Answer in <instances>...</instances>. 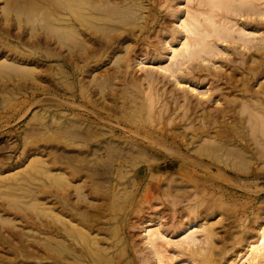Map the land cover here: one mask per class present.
I'll return each instance as SVG.
<instances>
[{"label":"rangeland","instance_id":"rangeland-1","mask_svg":"<svg viewBox=\"0 0 264 264\" xmlns=\"http://www.w3.org/2000/svg\"><path fill=\"white\" fill-rule=\"evenodd\" d=\"M24 1V2H23ZM41 1L42 0H0V55H6V58H8L9 59V61L10 60H12V61H16V62H18V61H22V64L23 65H27V66H25L26 67V69H25V67H23V68H20V69H22V70H14V69H12L11 67H9L8 65H6V64H0L1 65V67H0V264H38V257L36 256L37 255V245H38V238H39V232H38V229H37V227H38V224H39V220H38V218H39V210H40V204H39V202H40V200H39V198H38V196H39V192H38V190H39V186H38V184H39V177H38V173H36L37 171V165L39 164V163H36L37 161H39V160H37L38 159V157L40 158V156L41 157H45V158H50V156H51V158L53 157V158H55L56 157V159H58V160H60V158H62V159H65V157H67V155L66 154H68L69 156L68 157H73L74 158V163L75 164H78L81 168H83L84 170H83V174H88L89 173V178L90 179H88L87 178V182L85 183V185H84V188L83 189H85V191H87L88 193H89V197L90 198H88L87 200L89 201V200H91V201H89L90 202V204H89V208L88 207H84V206H81L80 208H79V212L81 211V212H85L86 211V213H89V214H98V209L100 210V211H103V210H105V211H103V212H105L108 216H111L112 214H114V211H115V213H117V215H118V219L120 220V222H119V235H118V237H120L119 238V241H120V239L121 238H123V240L121 239V242L120 243H122V245H125V246H127V248H128V251H129V257L131 258V260H133L132 261V263L133 264H144V260H147V261H145V264H157V256H155L156 254H155V252H154V250L147 244V246L145 245V243H146V241H145V237H144V235L142 234L143 233V222H142V220L143 219H149L150 220V222H151V226H153V227H155V226H157V225H160V227H161V229L162 230H164L165 228V230L164 231H166L170 236L172 235V233H174L175 234V236H174V234L171 236V239L174 241V239H176L177 238V235H176V233H178L179 232V229L181 228V226H189V221H190V219L191 220H193L194 218H196L195 220H198V225H197V229L199 230L198 232H197V234H198V236L197 237H199L198 239L199 240H201L200 242L198 241V242H196V244H195V246L194 245H191L192 246V250H193V252H191V253H193V254H190V250L189 249H183L181 246H176V245H174V244H176V243H172L171 242V244H169V246H168V244H165V243H163V242H160V245H162L163 246V248H165L166 249V251H168L169 252V254H168V256L170 257V261H173L174 263H176V264H193V262H194V264H195V262L197 261H202L203 259H204V257H205V255H206V257H208L210 254V256H212V257H210V259H211V262H209L208 264H226V261H227V259H231V258H233L234 257V255H235V253L237 252V250L239 249V248H242L243 246H245V244H246V242H247V240H248V238H250V237H252V236H256V233H257V229L259 228V224L263 221V219H264V162H262L261 163V161L260 160H257V161H255L254 159L255 158H253V156H258L257 154H258V149L259 148H257V147H260V145H256V142H253V141H255V140H253L252 139V137H251V135H249L250 133H248V129L249 128H247V127H249V125H247L248 124V122H247V124H246V126H245V123H246V119H245V117H247V114L245 113L244 115H243V113H239V116H241L242 118H244V120H243V124H239L238 126L237 125H234L235 126V128H237L236 129V131H237V134L239 133L240 134V137H241V140H240V137H238L237 139H235V146L233 145L232 146V148L234 149H238V151H242V150H239V147H240V145H237V143L238 144H243L244 145V147L247 149L248 147V152H247V150H243L241 153V156L242 157H238L237 156V154H235L234 155V158L232 159V160H235V161H233L234 163H238L237 165H239L240 163H241V165H239V167L241 168V170H237V169H233V168H228V166L226 167V165H224L223 163H219L220 165H222L221 167H220V169L223 171V172H221V170L220 169H218V168H216L215 166V168L213 169V174L215 175V176H209L208 174H206V169H207V167L211 164L210 162H211V160L210 159H198L199 157V154L198 153H200L201 152V150H200V152H199V150H196V149H200V146L201 145H203V143L204 144H209V145H204V146H202L201 147V149L202 148H207V147H209V148H215V146H218V144H216L217 142L221 145V142L220 141H217L216 143H215V141H214V143H213V145L214 144H216L215 146H212L211 147V144H210V142L212 143V141L210 140V139H213V137H211V136H213L212 134H214L215 135V133L214 132H216V130H215V128H213V129H211L210 127H208V128H210V129H208L209 131H207L208 133H209V137L208 138H206L207 136H204V137H202V140H196V141H194V142H197L195 145L194 144H191V143H189L190 141L189 140H191L190 139V136H193V133H196L195 131L193 132V131H191V129L193 130V128H195V127H198L201 123H202V120H201V117L199 116V118H197L198 116H196V114H195V112L198 110V113H200L201 115H202V113H209L210 112V110H211V112L214 110H216V109H218V108H220V107H227V104H228V107L229 106H235V108H236V110L238 109V105H239V103H240V101H238V97L239 96H237V95H235L234 96V94H231L230 95V93H228V94H226L227 93V89L226 88H229V82L228 81H234V85H236V86H238V87H240V86H242V84L243 83H247V84H251V87L253 88V89H256V90H259V88L261 89L262 87H260V86H263V84H264V58H262V57H264V50L262 49L263 47H264V16H261L260 18L262 19V21L260 22V18H259V14H252V12H249L248 14H249V17L248 16H246V15H248V14H244V15H241L244 11H242V10H240V13H239V9L237 10V14L236 13H231L230 11V13L229 14H227V15H230V17H232V20L233 21H236L237 22V24H240V25H242V24H244L245 25V27H246V29L247 30H250V31H253V32H256V36H255V33H254V36H255V38H253L252 39V41L250 42V43H252V44H247V45H243V44H241V42H239V41H237V40H229V39H227L226 41H224V43H223V41H220V42H218L217 44L219 45V47H220V49L222 50H220V51H218L215 55L216 56H212L211 58L209 57V59H207L208 60V63H207V60H203V59H201V58H196V59H198V60H195V59H193L192 61H190L189 62V64L191 65V67H190V65L187 63V64H184V65H182V66H180L181 67V70L182 69H184V71H180V67H179V70L177 71L176 70V72L178 73V74H172L173 76L174 75H177V78L175 77V79H174V77L172 76L171 77V72L169 73V71H164V73L163 72H160V71H157L159 68H160V66L158 65V64H160L161 66H163L164 64H166L167 62H170L166 57L168 56V54H169V52H166V49H167V51H169V48H167V47H170V45H174V46H176V47H178L179 46V42H180V40H182L183 38H184V34L183 33H181L182 31H181V27L179 26V24L178 23H180V20H179V17H184V15L186 14L185 12H186V7L187 6H191V8H193L195 5H196V7H197V0H195L191 5H189L190 3H186V0H150V2H149V0H142L141 2H140V0H138V1H136V0H128V1H130V2H128L129 3V6H130V8H131V10H133L134 11V9H135V11L137 12V13H135V15H133V14H131V16H130V18L129 17H126V19H124L125 21H126V23H125V21L123 20L122 21V24H120V23H118L117 25H115V28H116V31L113 29V28H110V29H108L109 31H111V32H107L106 30V32L103 34H99L100 35V38L103 40L104 39V37H105V41H107L108 39H111L110 38V36H115V35H118V34H122V35H124V39H122L121 41H120V45L118 46V47H120V48H116L115 49V51L114 52H110L109 50L108 51H106V52H104V54L103 55H101L100 56V59L102 60V58H103V62H104V66L103 67H101L100 66V62H101V60H100V62H96L98 65H96L95 67H93L94 68V70H93V68H91L90 70H88V72H89V74L86 72L85 74H84V77H83V80H82V88H83V90H85V92H84V94H86L85 96H84V94L82 95L81 93V95H82V97L81 98H79L78 97V99L76 100V101H74L72 98H68L69 96H67L66 94H68V92H69V94L70 93H72V91L68 88V86L67 85H69V82H71V79H69V80H67V79H65L64 77H62L61 76V74H60V68H57V67H61V62L60 61H54V60H51V59H47L46 61H44V60H42L40 57H41V55L43 54L42 52H40V49H41V47L44 45L42 42L43 41H45V39H44V37L42 36V22H40V20L41 19H39V21H37V17L39 16V18H41V15L39 14V9H37V8H39V4L41 3ZM134 1V2H133ZM135 1H136V3H135ZM153 1V2H152ZM164 1V4L163 3H161V2H163ZM254 1H256L255 2V4L257 5V6H264V0H262L263 1V5L261 4L260 5V3H259V1H258V3H257V0H254ZM261 1V2H262ZM144 3V5H143V3ZM147 4H146V3ZM157 2H158V4H159V6L161 7L162 6V8L160 9V7L158 6V4H157ZM170 2H172V3H170ZM183 2V3H182ZM23 3V4H22ZM39 3V4H38ZM131 3H133V4H131ZM134 3H135V6H134ZM154 3V4H153ZM170 3V4H169ZM138 4V5H137ZM140 4H142V5H140ZM149 4V5H148ZM163 4V5H162ZM178 4V5H177ZM186 6H185V5ZM259 4V5H258ZM152 5H154V6H152ZM139 6V7H138ZM140 6H141V8H140ZM143 6H146L147 7V9L148 10H146V8L145 7H143ZM149 6H151V7H149ZM178 6H180V7H178ZM33 7V9H37V10H33V9H31ZM170 7V8H169ZM183 7V8H182ZM185 7V8H184ZM196 7H194V8H196ZM30 8V9H29ZM169 10H168V9ZM182 8V9H181ZM263 9H264V7H262ZM26 9H29L30 11H28V10H26ZM147 11H145V10ZM153 9V10H152ZM157 9V10H156ZM164 9V10H163ZM171 9V10H170ZM28 11L27 13H26V11ZM31 10H33V11H31ZM142 10V11H141ZM159 10V11H158ZM163 10V11H162ZM36 11H38V16H37V12ZM134 11V12H135ZM145 11V12H144ZM164 11H165V13H164ZM34 14H33V13ZM219 12H223V11H219ZM31 13V14H30ZM36 13V14H35ZM143 13H145L144 15H143ZM164 13V14H163ZM167 13H169V15H167ZM225 13V12H224ZM245 13V12H244ZM32 14H33V16H32ZM137 14V15H136ZM140 14H142V15H140ZM152 14H154V18L152 17L153 15ZM157 14V15H156ZM172 16H171V15ZM231 14H233V15H231ZM28 15V16H27ZM31 15V16H30ZM35 15V16H34ZM150 15V16H149ZM181 15V16H180ZM236 15H238V16H236ZM240 15H241V18H240ZM30 16V17H29ZM37 16V17H36ZM140 16H142V17H140ZM144 16V17H143ZM146 16V17H145ZM149 16V17H148ZM160 16V17H159ZM174 16V17H173ZM243 16V17H242ZM252 16H254V19H253V17ZM28 17L29 18H31V19H28ZM33 17H34V19H35V17H36V19L34 20L33 19ZM131 17H134L133 19L131 18ZM152 17V18H151ZM159 17V18H158ZM164 17V18H163ZM234 17H236V18H234ZM245 17V18H244ZM247 17V18H246ZM251 17V18H250ZM255 17H256V20H255ZM129 18V19H128ZM136 18H139L138 19V21H137V19ZM144 18V19H143ZM156 18V19H155ZM248 18H250V19H252V20H250V19H248ZM257 18H259L258 20H257ZM128 19V20H127ZM131 19V20H130ZM142 19V20H141ZM145 19H147L148 21H146ZM150 19V20H149ZM235 19V20H234ZM241 19V20H240ZM243 19V20H242ZM245 19V20H244ZM130 20V21H129ZM152 20V21H151ZM169 20V21H168ZM248 20V21H247ZM250 20V21H249ZM34 23H33V22ZM37 21V22H36ZM128 21V22H127ZM132 21V22H131ZM134 21H136V23H138L139 25L141 24H144V22L146 23H149L148 24V27H147V29H143V30H141L140 29V27L139 26H137V28H136V30L134 31V33H128V29H131L132 27H134L133 26V24H134ZM142 21V22H141ZM154 21V22H153ZM241 21V22H240ZM258 21V22H257ZM120 22V21H119ZM123 22H124V24L126 25V27H125V25H123ZM164 22H166V23H164ZM42 23V24H41ZM132 23V24H131ZM161 23V24H160ZM176 23V24H175ZM40 24V25H39ZM128 24H131V25H128ZM160 24V25H159ZM170 26H169V25ZM158 25V26H157ZM164 25V26H163ZM122 26H123V28H122ZM177 26H178V29H177ZM261 26V27H260ZM155 27V28H154ZM158 27V28H157ZM161 27V28H160ZM168 29H167V28ZM169 27L171 28L170 30H169ZM41 28V29H40ZM118 28V29H117ZM153 28V29H152ZM157 28V29H156ZM40 29V30H39ZM123 29V30H122ZM151 29V30H150ZM156 29V30H155ZM163 29V30H162ZM169 30V31H166V30ZM175 29V30H174ZM179 29H180V31H179ZM256 29V30H255ZM124 30H126V31H124ZM157 30H158V33H156L157 32ZM160 30V31H159ZM174 31V33L173 32H171V31ZM179 32H178V31ZM259 30V31H258ZM261 30V31H260ZM138 31H140L139 33H138ZM150 31V32H149ZM41 32V33H40ZM104 32V31H103ZM116 32H118V34L116 33ZM137 32V33H136ZM143 32V33H142ZM177 32V33H176ZM107 33V35H105ZM110 35H109V34ZM124 33V34H123ZM136 33V34H135ZM147 33V34H146ZM150 35H149V34ZM155 33H156V35L157 36H155L156 37V39H154L153 40V38H155L154 37V35H155ZM180 33V34H179ZM128 34V35H127ZM137 34H139L138 36H137ZM142 34H144V35H142ZM167 34H169V36L167 35ZM171 34V35H170ZM134 35V36H133ZM147 35V36H146ZM183 35V36H182ZM258 35V36H257ZM41 36V37H40ZM106 36H108V37H106ZM145 36V37H144ZM130 37V38H129ZM132 37V38H131ZM138 37V38H137ZM151 37V38H150ZM179 37V38H178ZM262 37V38H261ZM106 38H108V39H106ZM136 39V40H135ZM160 39V40H159ZM180 39V40H179ZM256 39V40H255ZM135 40V41H134ZM153 40V41H152ZM159 40V41H158ZM167 40V42H164V41H166ZM168 40L171 42H168ZM172 40V41H171ZM179 40V41H178ZM255 40V41H254ZM138 41V42H137ZM146 41V42H145ZM149 41H150V43H149ZM152 41V42H151ZM158 41V42H157ZM235 41H237V43L239 44L238 46H237V43H235ZM254 41V42H253ZM157 42V43H156ZM173 42V43H172ZM177 42H178V44H177ZM225 42H227V43H225ZM260 42H262L261 44H260ZM131 43V44H130ZM134 43V44H133ZM146 43V44H145ZM154 43H156V44H154ZM234 43H235V45H234ZM255 43V44H254ZM42 44V46H40ZM132 44H133V46H132ZM144 44V45H143ZM232 44V45H231ZM254 44V45H253ZM263 44V45H262ZM45 45H47V44H45ZM55 44L54 43H50V44H48V46L50 47V48H56V46H54ZM77 45H78V43H77ZM124 45V46H123ZM126 45H128L127 47H129L130 48V50L127 48V50L125 49V47H126ZM150 45H151V47H150ZM164 45H166V48H165V46ZM253 45V46H252ZM258 47H257V46ZM261 45V46H260ZM145 46H146V48H145ZM155 46V47H154ZM164 46V47H163ZM232 46H234L233 48H232ZM247 46H249V48H245V47H247ZM250 46H252L253 48L251 49L250 48ZM97 47V49H96V51H99V47L98 46H95V48ZM136 47H137V49H136ZM143 47V48H142ZM237 47V48H236ZM242 49L243 48V50H241L240 48ZM254 47H257L256 49H258V48H260V50L258 49V50H254ZM78 48V47H77ZM77 48H76V50H77ZM134 48V49H133ZM229 50H228V49ZM57 49H59L58 47H57ZM125 49V50H124ZM149 49H151V50H149ZM165 51H164V50ZM226 49V50H225ZM238 49V50H237ZM246 49H247V51H246ZM133 50V51H132ZM161 50V51H160ZM237 52H235V51ZM252 50V51H251ZM65 51V49L63 50V52ZM121 51H122V53H121ZM127 53H126V52ZM225 51V52H224ZM242 51H243V53H242ZM255 51V52H254ZM259 51V52H258ZM263 51V52H262ZM126 54H125V53ZM131 52V53H130ZM133 52V53H132ZM152 52V53H151ZM153 52H155V53H153ZM157 52H160V54L159 53H157ZM227 52V54H225ZM244 52H246L245 54H244ZM120 53L122 54V56H120L119 57V55H120ZM143 53V54H142ZM220 53V54H219ZM228 53H229V55H228ZM242 55H241V54ZM261 53H263V54H261ZM99 54H100V52H99ZM107 54V55H106ZM117 54V55H116ZM119 54V55H118ZM125 54V55H124ZM131 54V55H130ZM165 54V55H164ZM222 54H223V56H222ZM231 54V55H230ZM260 54V55H259ZM111 55H113V57L111 56ZM218 55H220V57H223V58H225V59H223V58H219L218 57ZM246 57H245V56ZM107 56H108V58H107ZM138 56H140V57H138ZM161 56V57H160ZM228 56H229V58H228ZM251 56H253V57H251ZM260 56H262V57H260ZM102 57V58H101ZM104 57H106V59H107V61L105 60V58ZM128 57V58H127ZM217 57V58H216ZM227 57V58H226ZM18 58V59H17ZM20 58V59H19ZM113 58V59H112ZM115 58V59H114ZM119 58H122L121 60H122V62H120L118 59ZM130 58V59H129ZM140 58V59H139ZM161 58V59H160ZM164 58V59H163ZM219 58V59H218ZM245 58H247V59H245ZM253 58H255V59H253ZM24 61H23V60ZM117 59V60H116ZM124 59V60H123ZM215 59H217V60H215ZM223 59V60H222ZM253 59V61H252V63H249V62H251V60ZM39 60V61H38ZM41 60V61H40ZM108 60H111V61H108ZM137 60V61H136ZM138 60H140V62L138 61ZM160 60H162L161 62H160ZM200 60H203V61H206V62H204L206 65V67L205 68H203V65H204V63L203 62H199ZM214 60V61H213ZM219 60V61H218ZM231 60H232V62H231ZM246 60V61H245ZM259 62H261V63H259ZM263 60V61H262ZM29 61V62H28ZM112 61H113V63L114 62H116L117 61V64L116 65H113V64H111L112 63ZM119 61V62H118ZM198 61V62H197ZM213 62L212 64L215 66V63L216 64H218V65H216L215 67L212 65V64H210L209 65V62ZM106 62V63H105ZM201 63L202 65H201V68H200V64H197L196 65V63ZM228 62H231V63H228ZM237 64H236V63ZM18 63H21V62H18ZM46 63V64H45ZM94 61H93V65H95L96 64ZM122 63V64H121ZM126 63V64H125ZM139 63V64H138ZM163 63V64H162ZM235 63V64H234ZM263 63V64H262ZM103 64V63H102ZM108 64V65H107ZM109 64H111L112 66H115V67H113L112 68V66L110 65L109 66ZM169 63H167L166 65H168ZM226 64H227V66H226ZM229 64V65H228ZM246 64H248V65H246ZM259 66H258V65ZM3 65H5V66H7V67H4ZM185 65H189V67L187 66H185ZM195 65V66H194ZM220 65V66H219ZM230 65H231V67H230ZM232 65H233V67H236V69L234 68H232ZM246 65V66H245ZM100 66V67H99ZM105 66H107L106 67V69L108 68L109 70H108V72L107 73H109V74H111L112 76L114 75V78L111 76V85L113 86V84H114V86L112 87L110 84L109 85H107V86H104V88H102V87H100V88H98V86L95 84V82L92 80V78H93V76H94V74H95V76H94V78L95 77H99V75L97 74V73H99L100 75H101V73L102 74H104V67ZM158 66H159V68H158ZM171 66H175L174 64H171ZM194 66V67H193ZM197 66H199V67H197ZM210 66V67H209ZM218 66V67H217ZM245 66V67H244ZM250 66V67H249ZM3 67V68H2ZM8 67L11 69V70H9L8 69ZM29 67H30V69H29ZM53 67L54 68H56V70H57V72H59V74H57V78L59 79L55 84H56V87H54V86H52V85H50L51 84V82L49 81V79L51 78L50 77V75L54 72V69H53ZM117 67H118V69H117ZM184 67H186V68H184ZM207 67H209V68H207ZM219 67H221V68H219ZM223 67H224V69H223ZM247 67V68H246ZM260 68V70L262 71H260L259 70V68ZM95 68H97V69H95ZM111 68V69H110ZM120 68V69H119ZM128 70H127V69ZM154 68V71L153 72H157V73H152V72H150V70L152 71V69ZM158 68V69H157ZM177 69V65L173 68V69ZM191 68H193V69H191ZM195 68H199L198 70H196ZM206 68H207V70H206ZM212 68H214V69H212ZM217 68H219V70L217 69ZM237 68H238V70H237ZM248 68H249V71H248ZM254 68V69H253ZM257 68V69H256ZM43 69H44V71H43ZM47 69V70H46ZM60 69V70H59ZM114 71H113V70ZM124 69V70H123ZM185 69L186 70H188L187 72L185 71ZM201 69H202V71H201ZM209 69H211L210 71H209ZM231 69V70H230ZM250 69H251V71H253V75H252V73L250 72ZM55 70V71H56ZM118 70V71H117ZM121 70V71H120ZM127 70V71H126ZM146 70H147V72H146ZM160 70H162V69H160ZM191 70V71H190ZM192 70L194 71L193 72V74H191L192 73ZM222 70L224 71V72H222ZM225 70H226V72H225ZM240 70H242V72L240 71ZM258 70L262 73H260V72H258ZM115 71H117V73L115 72ZM218 71H220V73L222 74V75H220V73L218 72ZM231 71V72H230ZM233 71L235 72V74L233 73ZM246 71H248V72H246ZM257 71V72H256ZM25 72V73H24ZM48 72V73H47ZM96 72V73H95ZM111 72V73H110ZM119 72V73H118ZM124 72V73H123ZM125 72H126V74H125ZM148 72H150V73H148ZM159 72L161 73V74H159ZM166 72H168L169 74H170V78H169V75L167 76V78H169V80L165 77L166 76ZM176 72H174V73H176ZM205 74H204V73ZM210 72L212 73L211 75H210ZM239 72V73H238ZM43 73L44 74H46L47 73V75H49V76H47L48 78H47V80H45V81H42V79H41V74L43 75ZM55 73V72H54ZM106 73V74H107ZM117 75H116V74ZM123 73V74H122ZM130 73H131V76H130ZM146 73L148 74V75H146ZM180 73L182 74V73H184L183 75H180ZM202 73V74H201ZM209 73V74H208ZM214 73H216L217 75H215ZM225 75H224V74ZM233 73V74H232ZM240 73H242V74H240ZM251 73V74H250ZM255 73V74H254ZM96 74H97V76H96ZM119 74V75H118ZM120 74H122L121 76H120ZM125 74V75H124ZM128 74H129V76H128ZM150 74H151V76H150ZM152 74H153V76H152ZM158 74V75H157ZM188 74V75H187ZM229 74H232L233 75V77L231 76V75H229ZM250 74V76L248 77V75ZM88 75H90V76H88ZM93 75V76H92ZM115 75H116V77H115ZM135 75V76H134ZM155 75V76H154ZM159 75H160V77H159ZM185 75H186V77L187 78H184L185 77ZM215 75V76H214ZM226 75H227V77H226ZM252 75V76H251ZM260 75V76H259ZM118 76V77H117ZM120 76V77H119ZM127 77V78H125V77ZM148 77V78H146V77ZM163 76V78H161ZM182 76H184V77H182ZM205 76H206V80H205ZM213 76H214V78H213ZM222 76V77H221ZM225 76V77H224ZM232 78H231V77ZM242 76V77H241ZM256 76V77H255ZM259 76V77H258ZM262 76V77H261ZM138 77V78H137ZM145 77V78H144ZM151 77V78H150ZM154 77V78H153ZM156 77V78H155ZM157 77H158V79H157ZM194 77H195V79H194ZM212 77V78H211ZM218 77V78H217ZM228 77L230 78L229 80H228ZM258 77V78H257ZM62 78V79H61ZM89 78H91V79H89ZM117 78V79H116ZM118 78H120V79H118ZM126 79V81H125V79ZM136 78L139 80V81H137L136 80ZM153 78V80H151ZM173 78V79H172ZM181 78H183V79H181ZM189 78V79H188ZM193 78V79H192ZM199 78L202 80H199ZM202 78H204V79H202ZM218 79V82H217V79ZM225 78H226V80H225ZM236 78H237V80H236ZM252 80H251V79ZM256 78V79H255ZM89 81H88V80ZM115 79V80H114ZM141 79V80H140ZM148 79V80H147ZM177 79V80H176ZM214 79V80H213ZM223 79V81H221ZM232 79V80H231ZM235 79V80H234ZM242 79V80H241ZM248 79V80H247ZM253 79H255V80H253ZM61 80V81H60ZM63 80V81H62ZM67 80V81H66ZM84 80H86V81H84ZM119 80V81H118ZM123 80V81H122ZM130 80H132L131 81V85H129V82H130ZM134 80V81H133ZM142 80H144V81H142ZM161 80H163V81H161ZM172 80H174V82L172 81ZM181 81V86L180 85H178L177 83H175V81ZM184 80V81H183ZM187 80V81H186ZM191 80V81H190ZM193 80V81H192ZM196 80H198V82L196 81ZM220 80V81H219ZM259 80H260V83H262V85H260L259 84ZM69 81V82H68ZM84 81V82H83ZM112 81H114V82H112ZM118 81V82H117ZM142 81V82H141ZM146 81V82H145ZM149 81V82H148ZM152 83H151V82ZM154 81V82H153ZM210 81V82H209ZM216 81V82H215ZM226 81V82H225ZM237 81H239L238 83H237ZM262 81V82H261ZM62 82L64 83V84H62ZM89 83V82H91V83H89V84H84V83ZM121 82V83H120ZM123 82H124V84H123ZM125 82L127 83V84H125ZM140 82V83H139ZM185 82V83H184ZM193 84H192V83ZM243 82V83H242ZM250 82H253V83H250ZM78 83V82H77ZM76 83V84H77ZM117 83V84H116ZM135 83V84H134ZM136 83L137 84H139L140 86H139V89L137 88L138 87V85H136ZM148 83V84H147ZM152 85H151V84ZM159 83V84H158ZM163 83V84H162ZM183 83H184V85H186L187 87H188V90H187V88H186V86H184L183 85ZM197 83H198V85H197ZM204 83V84H203ZM209 83V84H208ZM211 83H213V84H211ZM219 83V84H218ZM228 83V84H227ZM237 83V84H236ZM256 83V84H255ZM93 84V85H92ZM120 84H121V86H120ZM133 84V85H132ZM154 84V85H153ZM158 84V86H156ZM175 84V85H174ZM177 84V85H176ZM206 84V85H205ZM254 84V85H253ZM258 84H259V87H256V86H258ZM42 85H46V93H42L43 92V86ZM60 85V86H59ZM63 85V86H62ZM91 85V86H90ZM95 85V86H94ZM126 87V88H124V86ZM129 85V86H128ZM147 85V86H146ZM148 85H151L150 87L148 86ZM184 87H183V86ZM194 85V86H193ZM223 85V86H222ZM229 85V86H228ZM58 86V87H57ZM109 86H111L112 87V89L109 87ZM144 86V88H142ZM155 86H156V89L157 90H155ZM163 86H165V87H163ZM175 86V87H174ZM178 86H179V89H178ZM189 86L192 88H189ZM210 88H209V87ZM211 86L213 87V88H211ZM216 86V87H215ZM65 87V88H64ZM78 87H80V86H78ZM77 87V93H79V90L78 89H80V88H78ZM87 87H89V88H87ZM91 87V88H90ZM107 87H108V89H107ZM114 87H117V88H114ZM122 87V88H121ZM132 87V88H131ZM148 87H149V90H150V92L152 93V94H150V92H149V90H148ZM154 87V88H153ZM163 87V89H161ZM193 87H196V89L194 88V90H193ZM197 87H199V88H197ZM206 87H208V89L206 88ZM219 87H220V89H221V92H219ZM225 87V88H224ZM95 88V89H94ZM101 88H102V90H103V92L102 91H100L101 90ZM106 88V89H105ZM110 88V89H109ZM153 88V89H152ZM186 90H184V89ZM70 91H69V90ZM87 89V90H86ZM124 89L125 90H127L128 91V94H130L132 91H136V92H138L141 96H143V98H144V96H147V95H153V98H154V100H156V98L158 99V100H160V101H154V103L155 102H159V104H162V102L164 101V100H166V99H168L169 101H165V103H168V107L170 106L171 107V105H172V107H171V112H170V116L169 117H171L172 118V121L170 120V124H169V121L167 120L165 123L168 125V126H171V127H173L174 128V126H175V129H174V137H171L169 140L168 139H163V138H161L160 139V137L159 136H152V134H150V135H145L147 132V130L148 131H152V130H154L155 129V127L157 126H159V124L157 125V123H153V122H151V124H150V120L149 121H146V123H145V125L143 124L144 122L143 121H145V120H148V118L145 116V115H143V117H142V121H139L137 124H133V122H131L132 121V119H130L129 118V116H128V114H126V112L125 111H128V110H124V108L125 109H127V108H129L130 106V108H134V106L136 105V103L134 104V101L132 102V100H130L129 98L128 99H126V100H124L125 99V97L123 96V95H120L119 96V94L121 93L122 94V92L121 91H124ZM129 89V90H128ZM132 89V90H131ZM138 89V90H137ZM142 89V90H141ZM168 89H170V90H172V92L170 91L169 92V90ZM208 91H207V90ZM219 89V90H218ZM55 90V91H54ZM68 90V91H67ZM89 90H90V92H89ZM105 90V91H104ZM146 90H148L147 91V93H146V95L144 94L145 92H146ZM153 90V91H152ZM159 90V91H158ZM175 90H179V91H175ZM184 90V91H183ZM191 90V91H190ZM197 92H196V91ZM202 90V91H201ZM203 90L204 91H206L205 92V94H204V92H203ZM58 91V92H57ZM62 93H61V92ZM87 91H88V93H87ZM97 91H100V92H97ZM113 91V92H112ZM155 91H156V93H155ZM158 91V92H157ZM162 91V92H161ZM163 91L165 92V93H163ZM174 91V92H173ZM201 91V92H200ZM224 91V92H223ZM141 92V93H140ZM142 92H144V93H142ZM149 92V93H148ZM162 93L161 95H160V93ZM183 92H188L187 94L186 93H184L183 94ZM191 92H193V93H195V95L194 94H192ZM223 92V93H222ZM102 93V94H101ZM107 93V94H106ZM111 93V94H110ZM168 93V94H167ZM169 93H171V95L169 94ZM177 93H179V94H177ZM198 93V94H197ZM90 94H91V97H89L90 96ZM105 94V95H104ZM109 94V95H108ZM112 94H115V95H112ZM163 94H165L164 96H162ZM178 96H176V95ZM183 95V98H182V95ZM185 94L186 95H188L187 97L185 96ZM202 94V95H201ZM216 94V95H215ZM225 94V95H224ZM45 95V96H44ZM99 95V96H98ZM102 95V96H101ZM174 95V96H173ZM190 95V96H189ZM198 95H200V97L198 96ZM203 95H205L204 97H203ZM222 95V96H221ZM94 96V97H93ZM106 96H108V98L106 97ZM110 96V97H109ZM169 96V97H168ZM176 96V97H175ZM192 96V97H191ZM208 96V97H207ZM210 96H212V97H210ZM227 96L230 98V102H229V99L227 98ZM231 96H232V98L233 97H235V101L236 102H234V101H232V98H231ZM55 97H56V100H55ZM86 97V98H85ZM105 97V98H104ZM115 97V98H114ZM120 97H121V99H120ZM122 97H124V99L122 98ZM161 97V98H160ZM167 97V98H166ZM184 97H185V99H184ZM192 98V100H191V98ZM203 97V98H202ZM223 97H224V99H223ZM83 98H85V99H83ZM111 98V99H110ZM164 98V99H163ZM166 98V99H165ZM169 98H171V99H169ZM190 98V99H189ZM209 98V99H208ZM215 98V99H214ZM219 98H220V100H219ZM225 98H226V100H225ZM237 98V99H236ZM45 99V100H44ZM49 99V100H48ZM57 99H59V101H61V100H63V101H68V103H69V105H68V103H64L63 101H61V102H58L57 101ZM82 99V100H81ZM89 99V100H88ZM95 99V100H94ZM107 99V100H106ZM180 99V100H179ZM184 99V100H183ZM189 99V100H188ZM195 99V100H194ZM207 99V100H206ZM92 100V101H91ZM111 100V101H110ZM119 100V101H118ZM121 100V101H120ZM126 102H124V101ZM175 100V101H174ZM179 100V101H178ZM197 100H199L198 102H197ZM202 100H203V102H202ZM239 100H241V99H239ZM66 101V102H67ZM94 101V102H93ZM110 101V102H109ZM114 101H115V103H114ZM174 101V102H173ZM185 101H186V103H185ZM188 101V102H187ZM194 101H196V102H194ZM205 101H207V102H205ZM210 101V102H209ZM75 103V104H73V106L71 105L70 106V104H72V103ZM90 102V103H89ZM123 103L124 102V105L123 106H121L122 104L121 103ZM128 102V103H127ZM175 102H177V103H175ZM178 102H180V103H182V102H184L183 104L185 105H183V106H180V107H178V105L180 104V103H178ZM232 102V103H231ZM234 102V103H233ZM237 102H238V104H237ZM95 103V105H92V104H94ZM113 103V104H112ZM155 104V110H156V113H157V108L158 107H160L159 106V104ZM189 103V104H188ZM196 103H198V104H196ZM200 103H202V107L201 106H199L200 105ZM215 103H217V105L215 104ZM231 103V104H230ZM63 104V105H62ZM78 104H80V106L78 105ZM86 104V105H85ZM163 104H164V102H163ZM187 104L189 105V109L190 110H188L187 109ZM196 104V105H195ZM207 104V105H206ZM209 104V105H208ZM222 104V105H221ZM230 104V105H229ZM74 105H76V107H74ZM78 105V106H77ZM114 105H116V106H114ZM157 105V106H156ZM197 105H198V107H197ZM215 105V106H214ZM63 106V107H62ZM65 106V107H64ZM88 106V107H87ZM91 106V107H90ZM95 106V107H94ZM97 106H99V107H97ZM124 106H126V107H124ZM129 106V107H128ZM195 106V107H194ZM207 106V107H206ZM72 107H73V109H72ZM102 107H105V109L104 108H102ZM119 107V108H118ZM123 107V108H122ZM136 107V106H135ZM169 107V108H170ZM205 107H206V112H202V111H204L205 110ZM215 109H214V108ZM57 110H56V109ZM85 108V109H84ZM179 108V109H178ZM181 108V109H180ZM183 108H186L187 110H185L184 112H183ZM194 108V109H193ZM203 108V109H202ZM207 108H208V110H207ZM76 109V110H75ZM121 109H123V111L121 110ZM135 109V108H134ZM196 109V110H195ZM200 109V110H199ZM92 110H93V112H92ZM174 110V111H173ZM176 110H178L179 112H177ZM195 112H194V111ZM59 111V112H58ZM101 111H102V114L104 115H102L101 114ZM176 111V112H175ZM213 111V112H214ZM54 112L57 114V116L56 115H54ZM69 112V113H68ZM119 112H120V114H119ZM125 114H124V113ZM185 112H186V114H188L189 116H192L194 119H195V121H194V119H193V123L195 124V126H191L192 128H190L189 126H188V124H187V122H186V116H184L183 115V113L185 114ZM62 115H60V114ZM65 113V114H64ZM88 113V114H87ZM92 113V114H91ZM94 113V114H93ZM96 113V114H95ZM110 115V116H108V114ZM175 113V114H174ZM47 115V123L43 126V125H41V116L42 115ZM76 114H78V115H81V114H83V115H81V116H86L87 117V115L90 117V120H94V119H100V118H102V119H100V121L103 123H101L100 125L99 124H92L93 125V130H95V128H96V130H101V131H108V132H111L112 130H115V138H117L118 137V139L120 138V140H118V141H115V143L114 142H112V144H114V146H119V148H122V146H123V148L125 149L124 151H123V153L126 155L127 154V150H128V147H129V149H130V146H131V143L130 142H127L128 140L129 141H131V140H134L133 142H135V143H137V144H139L140 146H142L141 147V149H142V151H145V152H142L141 151V149H137V148H135L138 152H140V156H143V158L145 157V156H147V157H145L146 159H149V162L148 163H146V164H150L151 165V163H152V165L154 166V168H153V173L155 172V174H152L153 176V179L152 178H150V174H148V177L149 178H147L148 180H144V181H141L140 182V184H139V187L135 190L134 189V191L135 192H133V191H131V193L129 194V196H128V198H126V199H117L116 198V196H112V195H114V194H116V195H118V193H116V186H115V183L116 182H118V181H116V180H118L116 177V166L115 165H117V162H115L114 161V159H112L110 156L108 157V152H109V150H104L103 149V147L101 148V149H103V151H99L98 152V156L96 157V158H92L91 156H92V152H94V150L97 148V146L95 145H92L91 147H90V149L88 148V147H86V146H84L83 144H81V143H79V142H74L73 144H71V146H69V142H67L68 140L65 138V137H63L62 138V136L61 135H59V133L57 132V131H55V129L53 128V127H55V126H53L54 124H53V122H52V120H56L57 118H60V117H62V119L60 118V121L61 122H65V119L64 118H68V116L70 117V116H72V115H76ZM177 115H181V116H177ZM182 115H183V117H182ZM187 115V116H188ZM113 116V117H112ZM124 116H127V117H124ZM156 117H158V115H155ZM188 116V117H189ZM54 117V118H53ZM116 117H117V119H116ZM184 118V119H182V118ZM110 118V119H109ZM126 118V119H125ZM144 118H145V120H144ZM170 118V119H171ZM118 119H119V121H118ZM175 119H177V120H175ZM104 120H106V122L104 121ZM127 120V121H126ZM182 120V121H181ZM185 120V121H184ZM198 120V121H197ZM201 120V121H200ZM57 122H59L58 121V119L56 120ZM108 121V122H107ZM110 121V122H109ZM131 123H130V122ZM200 121V122H199ZM141 122H142V124H141ZM168 122V123H167ZM180 122V123H179ZM199 122V123H198ZM121 123V124H120ZM152 123H153V126H152ZM198 123V124H197ZM83 124V123H82ZM81 124V125H82ZM124 124V125H123ZM133 124V125H132ZM183 124V125H182ZM106 125V126H105ZM108 125V126H107ZM118 125V126H117ZM188 127H186V126ZM190 125V124H189ZM87 125L84 123V125H82V128H85ZM111 128H110V127ZM117 126V127H116ZM132 128H131V127ZM134 126H137V127H134ZM140 126V127H139ZM179 126V127H178ZM182 126H183V128H182ZM201 126H203V125H201ZM242 126V127H241ZM97 127H99V128H97ZM101 127V128H100ZM103 127V128H102ZM107 129H106V128ZM116 127V128H115ZM124 127V128H123ZM142 127H143V129H142ZM149 127V128H148ZM153 127V128H152ZM140 128V129H139ZM177 128H178V131H177ZM187 128V129H186ZM204 129H205V127H203ZM243 128V129H242ZM110 129H111V131H110ZM132 130V131H130V130ZM181 129V131H179ZM129 130V131H128ZM141 131L140 132V135H139V133H138V135H137V133L135 132V131ZM144 130H146V131H144ZM183 130V131H182ZM186 130V132H184ZM246 130H248V131H246ZM190 131V132H189ZM246 131V132H245ZM125 132V133H124ZM136 133V134H134V133ZM181 132H183V133H181ZM213 132V133H212ZM245 132V133H244ZM54 133V134H53ZM57 134V136H56V134ZM124 133V134H123ZM188 133H189V135H188ZM241 133H243V134H241ZM122 134H123V136H122ZM127 134V135H126ZM176 134H178L179 136L180 135H182V136H184V137H180L179 138V136L177 135L176 136ZM185 134H187V138H185ZM245 137H244V136ZM250 136V138H251V140H253V141H251L250 140V138H249V136ZM47 136V137H46ZM60 136V138H58ZM132 136V137H131ZM135 136V137H134ZM237 136H239V135H237ZM248 136V137H247ZM125 137V138H124ZM130 137H131V139H130ZM134 137V138H133ZM145 137H147L148 138V140H147V138L145 139ZM158 137V138H157ZM123 138V139H122ZM128 140H127V139ZM136 138V139H135ZM175 138H177V139H175ZM184 138V139H183ZM47 139H49V140H47ZM57 139V140H56ZM64 139H66V141H63ZM154 140V141H150V140ZM185 139L187 140V141H185ZM203 139H208V140H210V141H206L205 140V142H204V140ZM244 139V140H243ZM60 140V141H59ZM61 140H62V142H61ZM124 140V141H123ZM158 141V143L160 142V144H157L156 142ZM171 141V142H170ZM182 141H184L183 143H182ZM199 141V142H198ZM56 142V143H55ZM60 142V143H59ZM65 142H67L66 144H67V146L64 144V145H62L63 143H65ZM118 142V143H117ZM121 142H123V143H121ZM153 142H155V143H153ZM167 142V143H166ZM201 142V143H200ZM209 142V143H208ZM237 142V143H236ZM249 142V143H248ZM253 142V143H252ZM76 143H77V145H78V147H76L77 145H76ZM106 143H107V141H105V145H106ZM199 143V144H198ZM79 144H80V146H79ZM167 144V145H166ZM170 144V145H169ZM186 144V145H185ZM191 144V145H190ZM201 144V145H200ZM250 144H252V145H250ZM76 145V146H75ZM158 145V146H157ZM160 145H164L163 147L165 148H168L169 147V149H170V151L172 150L173 151V149L174 150H176L177 152H178V154H177V152H172L171 151V153H172V155H171V153L165 148H163L162 146H160ZM194 145V146H193ZM219 145V146H220ZM250 145V146H249ZM68 146H69V148H68ZM73 146H75V148L73 147ZM113 146V145H112ZM179 147V149H178V147ZM196 146V147H195ZM198 146V147H197ZM253 146V147H252ZM257 146V147H256ZM61 149H60V148ZM64 147V148H63ZM68 149H67V148ZM81 147V148H80ZM83 147V148H82ZM85 147V148H84ZM125 147H127V148H125ZM170 147H172V149L170 148ZM180 147H182V150H183V153H181L182 151H181V149H180ZM187 147H188V149H187ZM189 147H191V148H189ZM238 147V148H237ZM251 147H252V149H251ZM56 148V149H55ZM57 148H59V149H57ZM75 149V151H74V149ZM93 148V149H92ZM95 148V149H94ZM131 148H132V146H131ZM146 149V150H144V149ZM187 150H186V149ZM44 149V150H43ZM63 149H67V150H63ZM82 149H84L85 150V153H84V150H82ZM193 149H195V151H197V153L195 152V151H192ZM251 150V152H250V150ZM56 150V151H55ZM62 152H61V151ZM70 150V151H69ZM72 150V151H71ZM78 150V151H77ZM87 150H89V151H87ZM92 150V151H91ZM191 150V151H190ZM82 151V152H81ZM106 151H107V153H106ZM136 151V152H137ZM57 152H59V154L57 153ZM61 152V153H60ZM79 152V153H78ZM91 152V153H90ZM148 152H150L149 153V155L147 154ZM168 152V153H167ZM252 152H254V153H252ZM255 152H257V153H255ZM55 153V154H54ZM81 153V154H80ZM143 155H142V154ZM153 155H152V154ZM179 153H181V154H183V155H181V154H179ZM191 153V154H190ZM247 153V154H246ZM252 154V156L250 155V154ZM50 154H52V155H50ZM77 154H78V157H76L77 156ZM144 154H145V156H144ZM168 154V155H167ZM185 154V155H184ZM187 154H189V158H190V156L192 157H194V159L193 158H188V159H184V157H187L188 155ZM194 154V155H193ZM245 154V155H244ZM256 154V155H255ZM50 155V156H49ZM66 155V156H65ZM88 155V156H87ZM174 155V156H173ZM197 155V156H196ZM238 155H240V154H238ZM250 155V157H248ZM35 156H36V162H35V160H34V158H35ZM153 156H155L156 157V161L154 160L155 159V157H153ZM178 156H179V158H178ZM182 156H184L183 157V161L186 163L185 164V167L186 168H184L183 169V171L181 170V169H179V168H181V166H180V158L182 157ZM31 157H33V159L31 158ZM58 157V158H57ZM80 157V158H79ZM101 157V158H100ZM107 159H106V158ZM168 157V158H167ZM197 157V158H196ZM247 158V161H246V159L245 158ZM78 158V159H77ZM92 158V160H91V162H89V159H91ZM111 158V159H110ZM144 158V159H145ZM154 158V159H153ZM196 158V159H195ZM237 158H239V159H237ZM241 158V159H240ZM243 158H244V161H245V163H246V165L247 166H245L244 164L245 163H243V162H241V161H243ZM250 158V159H249ZM253 158V159H252ZM30 159H31V161L32 160H34V162L36 163L35 164V173L33 172V170H30L32 167H31V164L33 165V161H32V163H31V161H30ZM81 160V162H79L80 160ZM95 159V160H94ZM99 159V160H98ZM104 159V160H103ZM150 159H153V160H150ZM169 159V160H168ZM191 159H193L194 161H200L201 163L203 162L204 164H202V165H204V166H202V165H200L199 167H201V168H199L197 165H198V163H196V165H195V162H191V161H193V160H191ZM249 159V160H248ZM77 160H79V161H77ZM102 160V161H101ZM106 160V161H105ZM107 160L109 161L108 163H106L107 162ZM161 160V161H160ZM174 160V161H173ZM186 160V161H185ZM189 160H191V161H189ZM251 160H252V163H250L251 162ZM254 160V161H253ZM78 163H77V162ZM92 161H93V163H95L96 161L99 163H95L94 165H93V163H92ZM112 161H114V162H112ZM182 161V162H183ZM188 161V162H187ZM196 161V162H197ZM29 162V163H28ZM88 162H89V164H88ZM112 162V164L114 163V165H112V164H110ZM165 162V163H164ZM181 162V163H182ZM207 162V163H206ZM248 162V163H247ZM254 162H256V163H254ZM87 163V164H86ZM92 163V164H91ZM101 163V164H100ZM189 163V164H188ZM210 163V164H209ZM254 163V164H253ZM83 164V165H82ZM107 164V165H106ZM209 164V165H208ZM242 164L244 165V166H242ZM248 164H249V166H248ZM28 165V166H27ZM30 165V166H29ZM88 165V166H87ZM93 165V166H92ZM109 165V166H108ZM112 165V166H111ZM212 165V164H211ZM107 166L109 167V168H107ZM195 166V167H194ZM112 167V168H111ZM114 167V168H113ZM190 167V168H189ZM191 167H193V168H191ZM226 167V168H225ZM246 169H245V168ZM22 169V171L21 170H19V169ZM26 168V169H25ZM89 168V169H88ZM202 168H204V169H202ZM247 168H249V169H247ZM16 169H18L17 170V177H16ZM23 169H25V170H23ZM33 169V168H32ZM112 169V170H111ZM138 169H139V166H137V165H135V167H134V171H138ZM177 169H178V171H177ZM193 169V170H192ZM224 169H228L229 171H231V172H229V173H227ZM232 169H233V171H232ZM15 170V171H14ZM90 171V172H87V171ZM163 170V171H162ZM165 170V171H164ZM175 170V171H174ZM194 170H196V171H194ZM203 170V171H202ZM243 170V171H242ZM14 171V172H13ZM19 171H21V172H19ZM108 171V172H107ZM193 171V172H192ZM246 171V172H245ZM9 172H13L15 175H13V176H15V177H12V174L13 173H11V176H10V178H9V175H10V173ZM26 172V173H25ZM106 172L108 173V175L106 174ZM169 172V173H168ZM175 172H179V175L178 174H176L175 175ZM180 172H181V175H180ZM199 172V173H198ZM221 172V173H220ZM241 172H242V174H241ZM7 173L9 174L8 175V177L7 178H3L2 179V177H1V175H7ZM31 174V175H29V174ZM112 173V174H111ZM163 173V174H162ZM168 173V174H167ZM190 173V174H189ZM194 173V174H193ZM196 173V174H195ZM198 173V174H197ZM202 173V174H201ZM216 173V174H215ZM22 174V175H21ZM28 176H27V175ZM34 174V175H33ZM91 174V175H90ZM164 174L166 175V176H164ZM183 174H185V176H187V177H183L184 175ZM201 174V175H200ZM204 174V175H203ZM212 174V175H213ZM236 174H237V176H236ZM25 175V176H24ZM37 175V176H36ZM93 175V176H92ZM115 175V176H114ZM158 175H159V177H158ZM171 175V176H170ZM173 175V176H172ZM175 175V176H174ZM190 175H196L197 177V179H199L200 180V178H201V180L199 181V182H196V181H194L193 179L191 180V182L189 181L190 179L188 178V177H191ZM208 175V176H207ZM218 175H219V177H218ZM222 175V176H221ZM23 176V177H22ZM29 176H33L32 178H30ZM102 176V177H101ZM112 176V177H111ZM182 176V177H181ZM208 178V179H210V180H206L205 182L204 181H202V179H204V178H206V177ZM217 176V177H216ZM221 176V177H220ZM241 176V177H240ZM5 177V176H4ZM22 177V178H21ZM26 177H28V178H26ZM103 177H105L106 179H104ZM109 177V178H108ZM131 177V178H130ZM168 177H175L174 178V180L176 181V184H179V186H180V189L181 190H183V191H186V192H188V194H186L185 192H183V191H177V190H175L177 187H173V188H175V189H172V188H170V190L169 189H167L168 190V192L166 191V190H163L162 188H160L159 190L156 188V185L155 184H157V182H159L157 179H159V178H161V180H160V182H162V183H165L166 181H167V179H168ZM203 177V178H202ZM211 177V178H210ZM222 177H224V179L222 178ZM16 178V180H14ZM114 178V179H113ZM129 179H127V181L126 182H124V184L126 185V187H127V189L129 190H131L133 187H132V179L133 178H136L135 177V175L133 174V173H131V175H129V177H128ZM182 179V181H185V182H180L179 180H181ZM186 178H188L187 180H186ZM213 178V179H212ZM218 178H220L221 180H218ZM10 179V180H9ZM17 179H18V181H17ZM21 179V180H20ZM32 179V180H31ZM94 179V180H93ZM116 179V180H115ZM26 180V181H25ZM88 180H89V182H88ZM131 180V181H130ZM166 180V181H165ZM177 180H178V183H177ZM213 180V181H212ZM224 180V181H223ZM102 183H101V182ZM103 181H105V182H103ZM165 181V182H164ZM175 181L173 182V184H175ZM211 181V182H210ZM15 182V183H14ZM95 182V183H94ZM130 182H132V183H130ZM139 182V181H138ZM146 182V183H145ZM150 182V183H149ZM180 182V183H179ZM191 184H190V183ZM97 183V184H96ZM98 183H100V184H98ZM106 184V185H104V184ZM109 183V184H108ZM143 183H145V184H143ZM193 183V184H192ZM207 183V184H206ZM223 183V184H222ZM94 184H95V186H97V187H95L94 186ZM185 184V185H184ZM199 186H197V185ZM201 184V185H200ZM214 184V185H213ZM222 184V185H221ZM14 185V186H13ZM17 185V186H16ZM90 185V186H89ZM91 185H93V187L91 186ZM163 185V184H162ZM185 187H184V186ZM194 185V186H193ZM195 185H196V187H195ZM218 185V186H217ZM224 185V186H223ZM106 186V187H105ZM108 186H110V187H108ZM144 186V187H143ZM203 186V187H202ZM7 187H9V188H7ZM100 187V188H99ZM129 187V188H128ZM189 187H192V188H189ZM194 187H195V189L197 190V188L199 189V188H201L202 187V189H199V191L197 192L195 189H194ZM221 187V188H220ZM105 188V189H104ZM142 188V189H141ZM146 190H145V189ZM154 188L156 189V190H154ZM216 188V189H215ZM225 188V189H224ZM95 189H96V191H95ZM98 189V190H97ZM111 191H110V190ZM142 191H141V190ZM144 189V190H143ZM205 189V190H204ZM210 189V190H209ZM224 189V190H223ZM230 189H232L231 191H230ZM109 191V193H108V191ZM127 190V191H128ZM133 190V189H132ZM192 190V191H191ZM95 191V192H94ZM102 191V192H101ZM121 191H122V189H121ZM137 191V192H136ZM145 191H146V193H145ZM155 191V192H154ZM164 191V192H163ZM171 193H170V192ZM173 191V192H172ZM203 193V191H204V194H199V193H201V192ZM217 191V192H216ZM222 192V194H220L221 192ZM236 192L235 194H234V192ZM107 192V193H106ZM143 192V193H142ZM154 192V193H153ZM158 192V193H157ZM210 192H212V193H210ZM231 192V193H230ZM104 193H105V195H104ZM113 193V194H112ZM132 193H134V194H132ZM169 193V194H168ZM174 193V194H173ZM191 193H193V194H191ZM195 193L198 195H196L195 196ZM94 196H93V195ZM101 194V195H100ZM132 194V195H131ZM156 194V195H155ZM165 194V195H164ZM168 194V196H166ZM172 194H173V196H175L174 198H172L173 196H172ZM176 194H177V196L180 198V197H182L180 200H178V202H175V205H176V207L174 208H172V206H173V204H170V200H171V203L173 202L172 200L173 199H175L174 201H176L177 200V196H176ZM178 194H181V195H178ZM207 194V195H206ZM220 195V196H217V195ZM97 195V196H96ZM140 195H143V196H140ZM150 195H152V196H150ZM154 195V196H153ZM157 195H159V199L157 200ZM162 195H164L163 197H162ZM192 195H194L195 197H196V199H195V197H193ZM205 195V196H204ZM230 195H231V198H230ZM235 195H236V197H235ZM96 196V197H95ZM100 196V197H99ZM118 196H120V194L118 195ZM140 197V198H138V197ZM150 196V197H149ZM171 196V198H165V197H170ZM200 196V197H199ZM201 196H202V198H201ZM212 196V197H211ZM214 196L215 197H217L216 198V200H214ZM234 196V197H233ZM131 197H133V198H131ZM148 197V198H147ZM163 198L162 200H161V198ZM187 197V198H186ZM219 197V198H218ZM102 198H107V199H103L102 200ZM112 198H113V200H112ZM117 200H116V199ZM142 198H145V200L144 199H142ZM147 198V199H146ZM165 198V199H164ZM178 198V199H179ZM190 198V199H189ZM192 198H194L195 199V201H191V199ZM201 198V199H200ZM208 198V199H207ZM224 198H225V200H224ZM233 198V199H232ZM37 199V200H36ZM109 199V200H108ZM132 199L134 200V202L132 201ZM136 199V200H135ZM148 199H149V202H147L148 201ZM151 199H154V201L153 200H151ZM184 199H187V200H184ZM194 199H192V200H194ZM217 199H219V201L221 200V201H223V202H227V204H228V202H229V204L226 206V204L224 205V203L223 202H221V206H219V203H217L218 201H217ZM35 200H36V202H35ZM39 200V201H38ZM94 202H93V201ZM97 200V201H96ZM121 200V201H120ZM124 200V201H123ZM128 200V201H127ZM137 200H138V202L140 201V203H138L137 202ZM167 200V201H166ZM190 200V201H189ZM198 200L200 201L199 203H201L203 206H200V208H199V205H197V207H196V204L198 203ZM216 201V202H214V201ZM229 200V201H228ZM233 200H235V201H233ZM113 202V203H115V204H109V202ZM141 201H142V203H143V205H142V203H141ZM155 201H157V202H155ZM160 201V202H159ZM164 201H165V203H164ZM186 201V203H184ZM202 201H204L205 203H208V204H203L202 203ZM208 201V202H207ZM36 204H35V203ZM94 204H93V203ZM100 202V203H99ZM103 202V203H102ZM108 202V203H107ZM120 202V203H119ZM126 202V203H125ZM131 204H130V203ZM180 202V203H179ZM195 202V204H193ZM231 202V203H230ZM99 203V204H98ZM107 203V204H106ZM118 203V204H117ZM123 203V204H122ZM136 203V204H135ZM144 203H146V204H144ZM174 203V202H173ZM178 205H177V204ZM188 203H189V205H191L192 206V208H195L196 207V214H194V213H192V212H190V210L188 209V208H191V206H189L188 205ZM192 203V204H191ZM198 203V204H199ZM216 203V204H215ZM93 204V205H92ZM97 204V205H96ZM101 204H103V205H101ZM114 205V211H112V209H111V207L109 206V205ZM121 204V206L119 207V205ZM124 204H126V205H124ZM138 204V205H137ZM157 204H159V205H157ZM168 204V205H167ZM183 204V205H182ZM213 204V205H212ZM231 204V205H230ZM37 205V206H36ZM99 205V206H98ZM106 205V207H104ZM124 205V206H123ZM128 205H130V206H128ZM157 205V206H156ZM162 205H163V207H162ZM168 207H167V206ZM174 205V206H175ZM223 205V206H222ZM91 206V207H90ZM131 206H132V209H130L131 208ZM139 206V207H138ZM149 206H151V208H152V210H151V208L149 207ZM208 206H209V208H208ZM213 206V207H212ZM228 206H230V207H228ZM20 207V208H19ZM84 207V208H83ZM94 207V208H93ZM101 207V208H100ZM108 207H110V208H108ZM116 207H118V208H116ZM129 208V210H127L128 208ZM141 207V208H140ZM145 207V208H144ZM162 207V208H161ZM182 207V208H181ZM185 207H187V208H185ZM205 209H204V208ZM217 207V208H216ZM225 209H224V208ZM87 208V209H86ZM98 208V209H97ZM123 209L122 210V212L120 211V209ZM138 208V209H137ZM149 209V210H147V209ZM160 209V211H159V209ZM166 208V209H165ZM213 208V209H212ZM215 208V209H214ZM219 208V209H218ZM230 208V209H229ZM89 209V211H87ZM102 209V210H101ZM134 209H135V211H134ZM157 209V210H156ZM172 209V210H171ZM185 209V210H184ZM204 209V210H203ZM207 209V210H206ZM210 209V210H209ZM94 210H96V211H94ZM113 212V213H111V211ZM126 210H127V212H126ZM138 210V211H137ZM144 210V211H143ZM165 210V211H164ZM174 210V211H173ZM198 210L200 211L199 212V214H198ZM211 210H213V211H211ZM178 211V212H177ZM181 211V212H180ZM209 211V212H208ZM211 211V212H210ZM135 212H136V214H135ZM177 212V213H176ZM190 214H189V213ZM202 212V213H201ZM208 212V213H207ZM240 212V213H239ZM244 212V213H243ZM111 213V214H110ZM123 213V214H122ZM129 213V214H128ZM142 214V215H140V214ZM147 213V214H146ZM166 213V214H165ZM170 214V216L171 217H169V214ZM173 213H175L174 215L176 216V217H173L174 215H173ZM182 215V216H180V214ZM206 213V214H205ZM219 213V214H218ZM38 214V218L36 217V215ZM110 214V215H109ZM124 214H127V215H124ZM154 214H155V216H154ZM173 216H172V215ZM176 214H178V215H176ZM189 214V215H188ZM203 214V215H202ZM239 214V215H238ZM243 214V215H242ZM129 215V216H128ZM133 217H132V216ZM137 217H136V216ZM153 215V216H152ZM193 215V216H192ZM199 215V216H198ZM204 217H202V216ZM242 216V218H241V216ZM247 216V217H245V216ZM124 216H126V219L124 220V221H126V222H124V224H126V225H124L123 224V222L121 221V217H124ZM159 216V217H158ZM188 216H190L189 217V219H188ZM195 216V217H194ZM209 216V217H208ZM217 216V217H216ZM237 216V217H236ZM240 216V217H239ZM158 217V218H157ZM168 219H167V218ZM172 217H173V219H172ZM185 217V218H184ZM192 217V218H191ZM208 217V218H207ZM235 219H234V218ZM128 218V219H127ZM131 220H130V219ZM160 218H161V220H160ZM162 218H164V219H162ZM171 218V219H170ZM182 218H184V219H182ZM203 218V219H202ZM233 218V219H232ZM237 218L239 219L238 220V222H237ZM245 218H247L246 220H245ZM136 219H138V220H136ZM157 219V220H156ZM166 219H167V221H166ZM181 219V220H180ZM173 220H176V221H174L173 222ZM184 220H185V222H184ZM187 220V221H186ZM205 220H209L208 221V223L209 224H211L212 226H211V230H212V232H213V234H211V236H210V243H211V246H209L210 245V243L207 245V243L205 242V238L203 237V232L201 231V228L204 226V223H205ZM243 220H245V221H243ZM252 220H253V222H252ZM38 221V222H37ZM134 221V222H133ZM168 221H169V223H168ZM214 221V222H213ZM229 221L231 222V223H229ZM158 222V223H157ZM166 222V223H165ZM176 222V223H175ZM178 222V223H177ZM228 222V223H227ZM242 222V223H241ZM122 223V224H121ZM134 223H135V225H134ZM161 223V224H160ZM213 223V224H212ZM227 223V224H226ZM235 223V224H234ZM236 223H237V226H236ZM244 223H245V225H244ZM177 226H176V225ZM203 224V225H202ZM235 226H234V225ZM252 224V226L250 227V225ZM109 225V226H108ZM114 225H115V223H113V221L112 222H110V224L109 223H102V222H99V223H97V225L96 226H98L97 228H102L103 229V232L104 233H102V234H100V236L102 237V235L103 236H105V233H108L107 235H109L111 232H112V229L114 228ZM122 225H124V226H122ZM232 225V226H231ZM238 225H239V228H238ZM240 225H243L242 227L240 226ZM255 225V226H254ZM96 226L94 227V228H96ZM111 226V227H110ZM128 226V227H127ZM227 227V229H226V227ZM230 226H231V228H230ZM249 228V230H248V228ZM116 227V226H115ZM201 227V228H200ZM225 227V229H223ZM244 227V228H243ZM256 227V228H255ZM96 228V229H97ZM132 228V230H130ZM133 228H134V230H133ZM142 228V229H141ZM228 228H230V229H228ZM233 228V229H232ZM236 228H238V230L236 229ZM107 229V231H105ZM141 229V230H140ZM240 229H242L241 231L243 232H241L240 231ZM255 229V230H254ZM124 230V231H123ZM224 230V231H223ZM227 230V231H226ZM229 230V231H228ZM230 230H231V232H230ZM132 232V233H131ZM199 232H200V234H199ZM218 234H217V233ZM230 232V233H229ZM246 232V233H245ZM95 233H97V231H95ZM129 233V234H128ZM221 233H222V235H221ZM228 233V234H227ZM123 234H125V235H123ZM141 234H142V236H141ZM214 234H215V236H214ZM229 234H231V236L229 235ZM245 234V235H244ZM131 235H133V236H131ZM218 235V236H217ZM226 235V237L224 238V236ZM233 235H236V236H233ZM220 236V237H219ZM242 236V237H241ZM232 237V238H231ZM234 237V238H233ZM236 237V238H235ZM127 238V239H126ZM131 238H133V239H131ZM218 238V239H217ZM226 238H228V239H226ZM230 238V239H229ZM226 239V240H225ZM239 239H241V240H239ZM129 242H128V241ZM143 240V241H142ZM211 240H213V241H211ZM227 240H228V242H227ZM110 241V240H109ZM122 241H124V242H122ZM145 241V242H144ZM240 241V242H239ZM204 242V243H203ZM236 242H238V243H236ZM134 245H133V244ZM139 243H140V245L143 247H141L140 245H139ZM198 244V245H197ZM237 244H239V245H237ZM165 245H166V247H165ZM131 246V247H130ZM138 246V248H136ZM148 248H151L152 250H150L149 248L148 249H146V247ZM173 246V247H172ZM234 246V247H233ZM242 246V247H241ZM176 248V250H175V248ZM202 247V248H201ZM224 247H226V248H224ZM232 247L234 248V249H232ZM131 248V249H130ZM227 251V252H230V253H227V252H225V250ZM134 249V250H133ZM182 249V250H181ZM207 250V253L205 252L206 250ZM223 249V252L221 251ZM228 249H230V250H228ZM132 250H133V252H132ZM179 250V251H178ZM187 250V251H186ZM135 251V252H134ZM141 251V252H140ZM142 251H144L143 252V254L141 255V253H142ZM149 251V252H148ZM153 251V252H152ZM171 251V252H170ZM185 251V253H187V255L184 253V256L183 255H181V254H183V252ZM139 252V253H138ZM151 252V253H150ZM180 252V253H179ZM182 252V253H181ZM194 252H196V253H194ZM205 252V253H204ZM220 252V253H219ZM222 252V253H221ZM134 253V254H133ZM136 253V254H135ZM148 253H150V254H148ZM171 253L173 254V255H171ZM175 253V254H174ZM197 253H199V254H197ZM131 254V255H130ZM152 254V256H150ZM181 256H180V255ZM189 254V255H188ZM195 254H197V257L196 256H194ZM204 255V256H201V255ZM221 254V255H220ZM223 254H224V256H223ZM226 254H228V255H226ZM134 255V256H133ZM148 255V256H147ZM133 256V257H132ZM156 258H154V257ZM174 256V258H172L171 259V257H173ZM180 257V258H178V257ZM199 256V257H198ZM144 257H145V259H144ZM152 259H151V258ZM191 257H192V259H191ZM194 257H195V259H194ZM200 257H202V258H200ZM221 257V258H220ZM138 258V259H137ZM190 258V259H189ZM149 259V260H148ZM217 259V260H216ZM136 260V261H135ZM154 260V261H153ZM191 260V261H190ZM142 261V262H141ZM149 261V262H148ZM151 261V262H150ZM193 261V262H192ZM221 261V262H220ZM136 262V263H135ZM148 262V263H147ZM197 264V263H196Z\"/></svg>","mask_w":264,"mask_h":264},{"label":"bare ground","instance_id":"bare-ground-1","mask_svg":"<svg viewBox=\"0 0 264 264\" xmlns=\"http://www.w3.org/2000/svg\"><path fill=\"white\" fill-rule=\"evenodd\" d=\"M136 1H138V0H136ZM136 1H135V3H136ZM142 0H140V2H141ZM155 1V0H154ZM170 1V0H169ZM182 1V0H181ZM195 0H186V3L188 2V3H190L189 5H191L193 2H194ZM258 1H259V3H260V5L263 3V1L262 0H257V3H258ZM262 1V2H261ZM24 2V1H23ZM128 2H130V1H128V0H42L41 1V3L39 4V8H37V9H39V14L41 15V18H39V16H38V11H36L37 12V21H39V19H41L40 20V22H42L41 24H42V36L44 37V39H45V41H43L42 43L44 44L43 46H42V44L40 45V46H42L41 47V49H40V52H42L43 54L41 55V59L42 60H44V61H46L47 59H51V60H54V61H60L62 64H61V67H57V68H60L59 70H60V74H61V76L62 77H64L65 79H67V80H69V79H71V82H69V85H67L68 86V88L72 91V93H70L69 94V92H68V94H66L67 96H69L68 98H72L74 101H76L77 99H78V97L79 98H81L82 97V95L84 94V92H85V90H83V88H82V80H83V77H84V74L87 72L88 74H89V72H88V70H90L91 68H93V67H95L96 65H98L96 62H100V56L101 55H103L104 54V52H106V51H110V52H114L115 51V49L116 48H120V47H118L120 44V41L122 40V39H124V35H122V34H118V32H116L118 35H115V36H110V38L111 39H108V38H106V39H108L107 41H105V37H104V39L102 40L101 38H100V33L102 34H104L106 31L107 32H111V31H109L108 29H110V28H113L115 31H116V28H115V25H117L118 23H120V24H122V21L124 20V19H126V17H129L130 18V16H131V14H133V15H135V13H137L136 11H135V9H134V11L133 10H131V8H130V6H129V3ZM134 2V1H133ZM149 2H150V0H149ZM153 2V1H152ZM255 2L256 1H254V0H197V7H196V5L194 6V7H196V8H191V6H187L185 9H186V14L184 15V17H179V20H180V23H178L179 24V26L181 27V33H183L184 34V38L182 39V40H180V42H179V46L178 47H176V46H174V45H170V47H167V48H169V51H167V49H166V52H169V54H168V56L166 57L170 62H167V63H169L168 65H166V64H164L163 66H161L160 64H158L159 66H160V68H159V66H158V70L157 71H160V72H163L164 73V71H169V73L171 72V77L173 76L172 74H178L177 72H176V70L178 71L179 70V67L180 66H182V65H184V64H189V62L190 61H192L193 59H195V60H198V59H196V58H201V59H203V60H207V59H209V57L211 58L212 56H216L215 54L218 52V51H220L221 49H220V47H219V45L217 44L218 42H220V41H223V43H224V41H226L227 39H231V40H237V41H239V42H241V44H243V45H247V44H252V43H250L251 41H252V39L253 38H255V36H256V32H253V31H250V30H247L246 29V27H245V25L244 24H242V25H240V24H237V22L236 21H233L232 20V17H230V15H227V14H229L230 12L231 13H236L237 14V10L239 9V13H240V10H242V11H244L241 15H246V14H248L249 12H252V14L254 15V14H259V18L261 17V16H264V9L262 8V7H264V6H257L256 4H255ZM135 3H134V6H135ZM143 3V2H142ZM146 3V2H145ZM161 3H163L164 4V1L163 2H161ZM170 3H172V2H170ZM169 3V4H170ZM183 3V2H182ZM23 4V3H22ZM131 4H133V3H131ZM147 4V3H146ZM154 4V3H153ZM157 4H158V2H157ZM162 4V5H163ZM138 5V4H137ZM140 5H142V4H140ZM143 5H144V3H143ZM149 5V4H148ZM178 5V4H177ZM185 5V4H184ZM259 5V4H258ZM263 5V4H262ZM152 6H154V5H152ZM158 6H159V4H158ZM186 6V5H185ZM139 7V6H138ZM143 7H145L146 8V10H148L147 9V7L146 6H143ZM149 7H151V6H149ZM155 7V6H154ZM160 7V6H159ZM178 7H180V6H178ZM140 8H141V6H140ZM162 8V6L160 7V9ZM170 8V7H169ZM183 8V7H182ZM181 8V9H182ZM30 9V8H29ZM29 9H26V10H28V11H30ZM31 9H33V7L31 8ZM37 9H33V10H37ZM168 9V8H167ZM25 10V11H26ZM33 10H31V11H33ZM145 10V9H144ZM145 10V11H146ZM153 10V9H152ZM157 10V9H156ZM164 10V9H163ZM162 10V11H163ZM169 10V9H168ZM171 10V9H170ZM28 11H26V13L28 12ZM142 11V10H141ZM144 11V12H145ZM159 11V10H158ZM219 11H223V12H219ZM230 11V12H229ZM147 12V11H146ZM225 12V13H224ZM229 12V13H228ZM33 13V12H32ZM164 13H165V11H164ZM163 13V14H164ZM31 14V13H30ZM34 14V13H33ZM33 14H32V16H33ZM36 14V13H35ZM145 13H143V15H144ZM166 14V13H165ZM233 14H231V15H233ZM137 15V14H136ZM140 15H142V14H140ZM153 16V18H154V14H152ZM157 15V14H156ZM167 15H169V13H167ZM171 15V14H170ZM241 15H240V18H241ZM261 15V16H260ZM28 16V15H27ZM31 16V15H30ZM29 16V17H30ZM35 16V15H34ZM150 16V15H149ZM148 16V17H149ZM172 16V15H171ZM181 16V15H180ZM234 16V15H233ZM236 16H238V15H236ZM246 16H248L249 17V14L248 15H246ZM255 16V15H254ZM254 16H252L253 17V19H254ZM258 16V15H257ZM28 17V19H31V18H29ZM36 17H35V19H36ZM140 17H142V16H140ZM144 17V16H143ZM146 17V16H145ZM151 17V18H152ZM160 17V16H159ZM158 17V18H159ZM174 17V16H173ZM243 17V16H242ZM128 18V19H129ZM132 19L134 18V17H131ZM164 18V17H163ZM234 18H236V17H234ZM245 18V17H244ZM247 18V17H246ZM251 18V17H250ZM250 18H248V19H250ZM259 18H257V20L259 19ZM33 19H34V17H33ZM34 19V20H35ZM127 19V20H128ZM137 19V21H138V19L139 18H136ZM144 19V18H143ZM156 19V18H155ZM261 19V18H260ZM259 19V20H260ZM131 20V19H130ZM129 20V21H130ZM140 20V19H139ZM142 20V19H141ZM146 21H148L147 19H145ZM150 20V19H149ZM235 20V19H234ZM241 20V19H240ZM243 20V19H242ZM245 20V19H244ZM250 20H252V19H250ZM249 20V21H250ZM255 20H256V17H255ZM258 20V21H259ZM36 21V22H37ZM120 21V22H119ZM125 21V20H124ZM152 21V20H151ZM169 21V20H168ZM248 21V20H247ZM253 21V20H252ZM257 21V22H258ZM262 21V19L260 20V22ZM33 22V21H32ZM128 22V21H127ZM132 22V21H131ZM142 22V21H141ZM154 22V21H153ZM241 22V21H240ZM34 23V22H33ZM125 23H126V21H125ZM164 23H166V22H164ZM132 24V23H131ZM131 24H128V25H131ZM148 24L149 23H145L144 22V24H138V23H136V21H134V24H133V26L134 27H132L131 29H128V33H134V31L136 30V28H137V26H139L140 27V29L141 30H143V29H147V27H148ZM161 24V23H160ZM159 24V25H160ZM176 24V23H175ZM40 25V24H39ZM123 25H125L124 24V22H123ZM169 25V24H168ZM158 26V25H157ZM164 26V25H163ZM170 26V25H169ZM125 27H126V25H125ZM261 27V26H260ZM40 28V29H41ZM122 28H123V26H122ZM155 28V27H154ZM158 28V27H157ZM156 28V29H157ZM161 28V27H160ZM167 28V27H166ZM39 29V30H40ZM118 29V28H117ZM135 29V30H134ZM153 29V28H152ZM155 29V30H156ZM168 29V28H167ZM171 28L169 27V30H170ZM177 29H178V26H177ZM106 30V31H105ZM123 30V29H122ZM151 30V29H150ZM163 30V29H162ZM166 30V29H165ZM169 30H166V31H169ZM175 30V29H174ZM256 30V29H255ZM104 31V32H103ZM124 31H126V30H124ZM160 31V30H159ZM178 31V30H177ZM179 31H180V29H179ZM178 31V32H179ZM259 31V30H258ZM261 31V30H260ZM140 31H138V33H139ZM150 32V31H149ZM171 32H173L174 33V31L172 30ZM41 33V32H40ZM137 33V32H136ZM135 33V34H136ZM141 33V32H140ZM143 33V32H142ZM156 33H158V30H157V32ZM156 33H155V35H154V37L155 36H157L156 35ZM177 33V32H176ZM254 33H255V36H254ZM109 34V33H108ZM124 34V33H123ZM147 34V33H146ZM149 34V33H148ZM180 34V33H179ZM105 35H107V33L105 34ZM110 35V34H109ZM128 35V34H127ZM139 34H137V36H138ZM142 35H144V34H142ZM150 35V34H149ZM168 36H169V34H167ZM171 35V34H170ZM134 36V35H133ZM147 36V35H146ZM183 36V35H182ZM258 36V35H257ZM41 37V36H40ZM106 37H108V36H106ZM145 37V36H144ZM130 38V37H129ZM132 38V37H131ZM138 38V37H137ZM151 38V37H150ZM179 38V37H178ZM262 38V37H261ZM264 38V37H263ZM154 39H156V37L155 38H153V40ZM136 40V39H135ZM134 40V41H135ZM152 40V41H153ZM160 40V39H159ZM158 40V41H159ZM178 40V41H179ZM230 40V41H231ZM256 40V39H255ZM254 40V41H255ZM123 41V40H122ZM151 41V42H152ZM157 41V42H158ZM172 41V40H171ZM228 41V40H227ZM237 41H235V43H237ZM253 41V42H254ZM138 42V41H137ZM146 42V41H145ZM156 42V43H157ZM164 42H167V40L166 41H164ZM168 42H170L169 40H168ZM229 42V41H228ZM50 43H54L55 45L54 46H56V48H50L49 46H48V44H50ZM77 43H78V45H77ZM149 43H150V41H149ZM156 43H154V44H156ZM171 43V42H170ZM173 43V42H172ZM225 43H227V42H225ZM235 43H234V45H235ZM262 42H260V44H261ZM45 44H47V45H45ZM131 44V43H130ZM134 44V43H133ZM133 44H132V46H133ZM146 44V43H145ZM151 44V43H150ZM177 44H178V42H177ZM255 44V43H254ZM253 44V45H254ZM264 44V43H263ZM262 44V45H263ZM144 45V44H143ZM157 45V44H156ZM232 45V44H231ZM239 44L237 43V46H238ZM252 45V46H253ZM95 46H98L99 48V51H96V49H97V47L95 48ZM124 46V45H123ZM128 45H126V47H125V49L127 50V48L130 50V48L129 47H127ZM158 46V45H157ZM165 46V48H166V45H164ZM163 46V47H164ZM236 46V45H235ZM252 46H250V48L252 49L253 47ZM257 46V45H256ZM261 46V45H260ZM57 47L59 48V49H57ZM78 47V48H77ZM150 47H151V45H150ZM155 47V46H154ZM234 46H232V48H233ZM258 47V46H257ZM257 47H254V50H260V48H258V49H256ZM76 48H77V50H76ZM143 48V47H142ZM145 48H146V46H145ZM152 48V47H151ZM237 48V47H236ZM240 48V47H239ZM245 48H249V46H247V47H245ZM65 49V51L63 52V50ZM124 49V50H125ZM134 49V48H133ZM136 49H137V47H136ZM228 49V48H227ZM234 49V48H233ZM241 49V48H240ZM263 50H264V47L262 48ZM149 50H151V49H149ZM164 50V49H163ZM226 50V49H225ZM229 50V49H228ZM238 50V49H237ZM236 50V51H237ZM241 50H243V48L241 49ZM128 51V50H127ZM133 51V50H132ZM152 51V50H151ZM161 51V50H160ZM165 51V50H164ZM222 51V50H221ZM235 51V50H234ZM235 51V52H236ZM246 51H247V49H246ZM252 51V50H251ZM99 52H100V54H99ZM126 52V51H125ZM124 52V53H125ZM225 52V51H224ZM255 52V51H254ZM259 52V51H258ZM263 52V51H262ZM121 53H122V51H121ZM120 53V55H119V57L120 56H122V54ZM127 53V52H126ZM125 53V54H126ZM131 53V52H130ZM133 53V52H132ZM152 53V52H151ZM153 53H155V52H153ZM157 53H159L160 54V52H157ZM237 53V52H236ZM242 53H243V51H242ZM246 52H244V54H245ZM124 54V55H125ZM143 54V53H142ZM220 54V53H219ZM225 54H227V52L225 53ZM241 54V53H240ZM261 54H263V53H261ZM105 55V54H104ZM107 55V54H106ZM117 55V54H116ZM131 55V54H130ZM165 55V54H164ZM228 55H229V53H228ZM231 55V54H230ZM242 55V54H241ZM260 55V54H259ZM112 57H113V55H111ZM222 56H223V54H222ZM245 56V55H244ZM123 57V56H122ZM138 57H140V56H138ZM161 57V56H160ZM218 57L219 58H223V57H220V55H218ZM246 57V56H245ZM251 57H253V56H251ZM260 57H262V56H260ZM102 58V57H101ZM105 58V60L107 61V59H106V57H104ZM107 58H108V56H107ZM128 58V57H127ZM217 58V57H216ZM218 58V59H219ZM227 58V57H226ZM228 58H229V56H228ZM262 58H264V57H262ZM18 59V58H17ZM20 59V58H19ZM113 59V58H112ZM115 59V58H114ZM122 58H119L118 60L120 61V62H122V60H121ZM130 59V58H129ZM140 59V58H139ZM161 59V58H160ZM164 59V58H163ZM223 59H225V58H223ZM222 59V60H223ZM245 59H247V58H245ZM253 59H255V58H253ZM253 59L251 60V62H249V63H252V61H253ZM23 60V59H22ZM25 60V59H24ZM23 60V61H24ZM117 60V59H116ZM124 60V59H123ZM203 60H200L199 62H206V61H203ZM215 60H217V59H215ZM39 61V60H38ZM41 61V60H40ZM93 61L96 63L95 65H93ZM108 61H111V60H108ZM118 61V62H119ZM137 61V60H136ZM139 62H140V60H138ZM162 60H160V62H161ZM214 61V60H213ZM219 61V60H218ZM246 61V60H245ZM258 61V60H257ZM263 61V60H262ZM18 62H21V63H18ZM18 62H16V61H12V60H10L9 61V59L8 58H6V55H0V64L2 63V64H6V65H8L9 67H11L12 69H14V70H22V69H20V68H23V67H25V66H27V65H23L22 64V61H18ZM29 62V61H28ZM198 62V61H197ZM231 62H232V60H231ZM231 62H228V63H231ZM254 62V61H253ZM259 62V61H258ZM264 62V61H263ZM103 63V64H102ZM106 63V62H105ZM117 64V61L116 62H114L113 63V61H112V63L111 64H113V65H116ZM123 63V62H122ZM121 63V64H122ZM192 63V62H191ZM190 63V64H191ZM196 63V62H195ZM207 63H208V60H207ZM206 63V64H207ZM213 62L211 61V62H209V65L210 64H212ZM236 63V62H235ZM234 63V64H235ZM259 63H261V62H259ZM46 64V63H45ZM111 64H109V66L111 65ZM126 64V63H125ZM139 64V63H138ZM163 64V63H162ZM171 64H174L175 66L177 65V69L175 68V69H173L174 67L173 66H171ZM189 64V65H190ZM197 64H200V68H201V63H196V65ZM205 63H204V65H203V68H205L207 65H206ZM214 64V63H213ZM212 64V65H213ZM232 64V63H231ZM237 64V63H236ZM263 64V63H262ZM108 65V64H107ZM189 65H185L186 67L188 66L189 67ZM206 65V66H205ZM216 65H218V64H216L215 63V66ZM229 65V64H228ZM246 65H248V64H246ZM245 65V66H246ZM258 65V64H257ZM264 65V64H263ZM4 67H7V66H5V65H3ZM100 66L101 67H103L104 66V62H103V58H102V60H101V62H100ZM99 66V67H100ZM112 66V65H111ZM195 66V65H194ZM193 66V67H194ZM205 66V67H204ZM214 66V65H213ZM214 66V67H215ZM220 66V65H219ZM226 66H227V64H226ZM244 66V67H245ZM259 66V65H258ZM0 67H1V65H0ZM8 67V69L9 70H11L10 68ZM106 67L107 66H105L104 67V74H102L101 73V75L99 74V73H97L98 75H99V77H95L94 78V76H95V74H94V76H93V78H92V80L95 82V84L98 86V88H100V87H102V88H104V86H107V85H111V74H109V73H107L108 72V68L106 69ZM113 67H115V66H112V68ZM186 67H184V68H186ZM190 67H191V65H190ZM189 67V68H190ZM197 67H199V66H197ZM210 67V66H209ZM209 67H207V68H209ZM218 67V66H217ZM230 67H231V65H230ZM250 67V66H249ZM264 67V66H263ZM3 68V67H2ZM207 68H206V70H207ZM219 68H221V67H219ZM219 68H217L218 70H219ZM232 68L234 69H236V67H233V65H232ZM247 68V67H246ZM259 68V67H258ZM24 69V68H23ZM25 69H26V67H25ZM29 69H30V67H29ZM53 69H54V72L50 75V79H49V81L51 82V84L50 85H52V86H54V87H56V82L59 80L58 78H57V74H59V72H57V70H56V68H54L53 67ZM95 69H97V68H95ZM111 69V68H110ZM117 69H118V67H117ZM120 69V68H119ZM127 69V68H126ZM160 69H162V70H160ZM187 69V68H186ZM185 69V71L187 72L188 70H186ZM191 69H193V68H191ZM196 70H198L197 68H195ZM212 69H214V68H212ZM223 69H224V67H223ZM254 69V68H253ZM257 69V68H256ZM1 70V69H0ZM47 70V69H46ZM56 70V71H55ZM92 70V69H91ZM93 70H94V68H93ZM113 70V69H112ZM124 70V69H123ZM128 70V69H127ZM126 70V71H127ZM164 70V71H163ZM211 69H209V71H210ZM215 70V69H214ZM231 70V69H230ZM237 70H238V68H237ZM259 70H260V68H259ZM258 70V72H260ZM264 70V69H263ZM43 71H44V69H43ZM95 71V70H94ZM114 71V70H113ZM118 71V70H117ZM117 71H115L116 73H117ZM121 71V70H120ZM154 71V68L152 69V71L150 70V72H152V73H157L156 71L155 72H153ZM180 71H184V69H182L181 70V67H180ZM191 71V70H190ZM195 71V70H194ZM193 70H192V73L191 74H193V72H194ZM199 71V70H198ZM201 71H202V69H201ZM241 72H242V70H240ZM248 71H249V68H248ZM248 71H246V72H248ZM146 72H147V70H146ZM150 72H148V73H150ZM159 72V74H161ZM174 72H176V73H174ZM219 73H220V71H218ZM222 72H224L223 70H222ZM225 72H226V70H225ZM231 72V71H230ZM250 72L252 73V75H253V71H251V69H250ZM257 72V71H256ZM262 72V71H261ZM260 72V73H261ZM264 72V71H263ZM25 73V72H24ZM48 73V72H47ZM47 73L46 74H44L43 73V75L41 74V79H42V81H45V80H47V76H49V75H47ZM96 73V72H95ZM107 73V74H106ZM115 73V74H116ZM119 73V72H118ZM124 73V72H123ZM122 73V74H123ZM168 72H166L165 74H166V78H167V76L169 75V78H170V74H169ZM188 73V72H187ZM204 73V72H203ZM233 73L235 74V72L233 71ZM232 73V74H233ZM239 73V72H238ZM250 73V74H251ZM97 74H96V76H97ZM122 74H120V76L122 75ZM125 74H126V72H125ZM124 74V75H125ZM184 73H180V75H183ZM202 74V73H201ZM205 74V73H204ZM209 74V73H208ZM212 73L210 72V75H211ZM215 75H217L216 73H214ZM224 74V73H223ZM232 74H229V75H231L232 77H233V75ZM240 74H242V73H240ZM250 74L248 75V77L250 76ZM255 74V73H254ZM262 74V73H261ZM117 75V74H116ZM116 75H115V77H116ZM119 75V74H118ZM127 75V74H126ZM146 75H148L147 73H146ZM158 75V74H157ZM188 75V74H187ZM194 75V74H193ZM214 75V76H215ZM220 75H222L221 73H220ZM225 75V74H224ZM251 75V76H252ZM88 76H90V75H88ZM119 76V77H120ZM128 76H129V74H128ZM127 76V77H128ZM130 76H131V73H130ZM135 76V75H134ZM150 76H151V74H150ZM152 76H153V74H152ZM155 76V75H154ZM214 76H213V78H214ZM230 76V77H231ZM260 76V75H259ZM258 76V77H259ZM113 78H114V75L112 76ZM118 77V76H117ZM125 77V76H124ZM127 77H125V78H127ZM146 77V76H145ZM144 77V78H145ZM159 77H160V75H159ZM174 77V79H175V77L177 78V75H174L173 76ZM182 77H184V76H182ZM222 77V76H221ZM225 77V76H224ZM226 77H227V75H226ZM231 77V78H232ZM242 77V76H241ZM256 77V76H255ZM257 77V78H258ZM262 77V76H261ZM124 78V79H125ZM138 78V77H137ZM136 78V80L137 81H139L138 79ZM146 78H148V77H146ZM151 78V77H150ZM154 78V77H153ZM153 78L151 79V80H153ZM156 78V77H155ZM161 78H163V76L161 77ZM169 78H167L168 80H169ZM184 78H187L186 77V75H185V77ZM212 78V77H211ZM218 78V77H217ZM216 78V79H217ZM62 79V78H61ZM89 79H91V78H89ZM117 79V78H116ZM118 79H120V78H118ZM157 79H158V77H157ZM173 79V78H172ZM181 79H183V78H181ZM189 79V78H188ZM193 79V78H192ZM194 79H195V77H194ZM202 79H204V78H202ZM207 78H206V76H205V80H206ZM230 78L228 77V80H229ZM251 79V78H250ZM256 79V78H255ZM255 79H253V80H255ZM66 80V81H67ZM88 80V79H87ZM115 80V79H114ZM141 80V79H140ZM148 80V79H147ZM177 80V79H176ZM199 80H201L200 78H199ZM214 80V79H213ZM225 80H226V78H225ZM232 80V79H231ZM235 80V79H234ZM236 80H237V78H236ZM242 80V79H241ZM248 80V79H247ZM252 80V79H251ZM61 81V80H60ZM63 81V80H62ZM84 81H86V80H84ZM83 81V82H84ZM89 81V80H88ZM119 81V80H118ZM117 81V82H118ZM123 81V80H122ZM125 81H126V79H125ZM131 81L132 80H130V82H129V85H131L130 83H131ZM134 81V80H133ZM142 81H144V80H142ZM141 81V82H142ZM161 81H163V80H161ZM173 82H174V80H172ZM184 81V80H183ZM187 81V80H186ZM191 81V80H190ZM193 81V80H192ZM197 82H198V80H196ZM202 81V80H201ZM220 81V80H219ZM221 81H223V79L221 80ZM59 82V81H58ZM78 82V83H77ZM112 82H114V81H112ZM127 82V81H126ZM125 82V84H127ZM146 82V81H145ZM149 82V81H148ZM151 82V81H150ZM154 82V81H153ZM210 82V81H209ZM216 82V81H215ZM217 82H218V79H217ZM226 82V81H225ZM229 82V88H226L227 89V93L226 94H228V93H230V95L231 94H234V96L235 95H237V96H239L238 98L239 99H241V100H239L238 99V101H240V103H239V105H238V109L236 110V108H235V106H229L228 107V104H227V107L225 108V107H220V108H218V109H216L214 112L212 111L211 112V110H210V112L208 113H202V115L200 114V113H198V110L195 112L194 110V112H195V114H196V116H198L197 118H199V116L201 117V120H202V123L198 126V127H195V128H193V130L191 129V131H195L196 133H193V136H190V139L191 140H189L190 142L189 143H191V144H196L197 142H194V141H196V140H202V137H204V136H207L206 138H208L209 137V133L207 132V131H209L208 129H213V128H215V130H216V132H214L215 133V135L214 134H212L213 136H211V137H213V139H210L211 141H212V143L210 142V144H211V147L212 146H215L216 144H218V146H215V148L213 147V148H209V147H205V148H202L201 149V147L202 146H204V145H209V144H204L203 143V145H201L200 146V149H196V150H199V152H200V150H201V152L200 153H198L199 154V158L198 159H210L211 160V164L207 167V169H206V174H208L209 176H215L214 174H213V169L216 167V168H218V169H220V167L222 166V165H220L219 163H223L224 165H226V167L228 166V168L230 167V168H235V169H237V170H241V168L239 167V165H241V163L239 164V165H237L236 163H234L233 161H235V160H232L233 158H234V155L235 154H237V156L238 157H242L241 156V152L243 151V150H247L245 147H244V145L243 144H238L237 142V145H240V147H239V150H242L241 152L240 151H238V149H233L232 148V146L234 145L235 146V139H237L238 137H240V134L238 133L237 134V131H236V129L237 128H235V126L234 125H239V124H243V120H244V118H242L241 116H239V113L241 114V113H243V115L246 113L247 114V117H245V119H246V123H245V126H246V124H247V122H248V124L247 125H249V127H247V128H249L248 130H246V131H248V133H250L249 135H251V137H252V139L253 140H255V141H253V140H251V138H250V136H249V138H250V140L251 141H253V142H256V145L258 144V145H260V147H257V148H259L257 151H258V156L256 157V156H253V158H255L254 160L255 161H257V160H260L261 161V163L262 162H264V84H263V86H260V87H262L261 89L259 88V90H256V89H253L252 87H251V84L249 85V84H247V83H243L242 84V86H240V87H238V86H236V85H234L233 83H234V81H228ZM239 81H237V83H238ZM262 82V81H261ZM77 83V84H76ZM89 83H91V82H89ZM88 82L87 83H84V84H89ZM121 83V82H120ZM140 83V82H139ZM152 83V82H151ZM150 83V84H151ZM175 83H177L178 85H180L181 86V81H175ZM185 83V82H184ZM184 83H183V85H184ZM192 83V82H191ZM236 83V84H237ZM250 83H253V82H250ZM62 84H64L63 82H62ZM117 84V83H116ZM123 84H124V82H123ZM135 84V83H134ZM148 84V83H147ZM159 84V83H158ZM158 84L156 85V86H158ZM163 84V83H162ZM176 84V85H177ZM193 84V83H192ZM204 84V83H203ZM209 84V83H208ZM211 84H213V83H211ZM219 84V83H218ZM228 84V83H227ZM256 84V83H255ZM259 84L260 85H262V83H260V80H259ZM259 84H258V86H256V87H259ZM93 85V84H92ZM128 85V86H129ZM133 85V84H132ZM136 85H138V89H139V84H137L136 83ZM152 85V84H151ZM151 85H148L149 87L151 86ZM154 85V84H153ZM175 85V84H174ZM182 85V86H183ZM187 85V84H186ZM186 85H184V86H186ZM197 85H198V83H197ZM206 85V84H205ZM254 85V84H253ZM43 86V94L44 93H46V85H42ZM60 86V85H59ZM63 86V85H62ZM78 86H80V87H78ZM88 86V85H87ZM91 86V85H90ZM95 86V85H94ZM112 86V85H111ZM111 86H109L111 89H112V87L114 86V84H113V86L111 87ZM120 86H121V84H120ZM124 86V85H123ZM147 86V85H146ZM156 86H155V90H157L156 89ZM183 86V87H184ZM188 86V85H187ZM186 86V88H187V90H188V87ZM194 86V85H193ZM223 86V85H222ZM58 87V86H57ZM77 87L78 88H80V89H78L79 90V93H77ZM127 87V86H126ZM125 86H124V88H126ZM149 87H148V90H149ZM163 87H165V86H163ZM163 87L161 88V89H163ZM175 87V86H174ZM209 87V86H208ZM208 87H206L207 89H208ZM216 87V86H215ZM65 88V87H64ZM87 88H89V87H87ZM91 88V87H90ZM102 88H101V90L100 91H102L103 92V90H102ZM109 88V89H110ZM114 88H117V87H114ZM122 88V87H121ZM132 88V87H131ZM142 88H144V86L142 87ZM154 88V87H153ZM152 88V89H153ZM185 88V89H186ZM189 88H191L190 86H189ZM194 88L196 89V87H193V90H194ZM197 88H199V87H197ZM210 88V87H209ZM211 88H213L212 86H211ZM225 88V87H224ZM68 89V90H69ZM95 89V88H94ZM106 89V88H105ZM107 89H108V87H107ZM137 89V90H138ZM178 89H179V86H178ZM184 89V88H183ZM184 89V90H185ZM192 89V88H191ZM206 89V90H207ZM219 89H220V87H219ZM218 89V90H219ZM67 90V91H68ZM69 90V91H70ZM84 92H83V91ZM87 90V89H86ZM129 90V89H128ZM132 90V89H131ZM142 90V89H141ZM148 90H146V92L144 93V92H142V93H144L145 95H146V93H147V91ZM169 90V92L171 91L172 92V90H170V89H168ZM183 90V91H184ZM209 90V89H208ZM207 90V91H208ZM55 91V90H54ZM100 91H97V92H100ZM105 91V90H104ZM153 91V90H152ZM159 91V90H158ZM157 91V92H158ZM175 91H179V90H175ZM186 91V90H185ZM191 91V90H190ZM196 91V90H195ZM202 91V90H201ZM200 91V92H201ZM58 92V91H57ZM61 92V91H60ZM89 92H90V90H89ZM113 92V91H112ZM122 92V94L120 93L119 94V96L120 95H123L124 97H125V99H124V97H122L124 100H126V99H130V100H132V102L134 101V104L136 103V107L134 106V108H130L129 106V108H127V109H125L124 108V110H128V111H125L126 112V114H128V116H129V118L130 119H132V121L131 122H133V124H137L139 121H142L143 119H142V117H143V115H145L147 118H148V120H145V118H144V120L145 121H143L144 123V125H145V123H146V121H149L150 120V124H151V122H153V123H157V125L159 124V126L157 127H155V129L154 130H152V131H146V130H144V131H146L147 133L145 134V135H150V134H152V136L154 135H156V136H159L160 137V139L161 138H163V139H170L171 137H174V129H175V126L177 125H175L174 126V128L173 127H171V126H168L165 122L168 120L169 121V124L171 123L170 122V120L172 121V116L171 117H169L170 116V112H171V107H172V105H171V107L169 108L168 107V103H165V101L167 100V101H169L168 99H166V100H164L163 102H164V104H163V102H162V104H159V102L157 103V102H155L154 103V101H160V100H158L157 98H156V100H154V98H153V95H147V96H144V98H143V96H141L138 92H136V91H132L130 94H128V91L127 90H125L124 89V91H121ZM149 92H150V90H149ZM148 92V93H149ZM162 92V91H161ZM174 92V91H173ZM197 92V91H196ZM195 92V93H196ZM203 92H204V94H205V92L206 91H204L203 90ZM219 92H221V89L219 90ZM224 92V91H223ZM222 92V93H223ZM62 93V92H61ZM82 95H81V94ZM87 93H88V91H87ZM141 93V92H140ZM153 93V92H152ZM151 92H150V94H152ZM155 93H156V91H155ZM160 93V92H159ZM163 93H165L164 91H163ZM184 93H188V92H183V94ZM192 94H194L195 95V93H193V92H191ZM102 94V93H101ZM107 94V93H106ZM111 94V93H110ZM162 93H160V95H161ZM168 94V93H167ZM170 95H171V93H169ZM177 94H179V93H177ZM185 94V96L187 97L188 95H186ZM198 94V93H197ZM86 94H84V96H85ZM105 95V94H104ZM109 95V94H108ZM112 95H115V94H112ZM165 94H163L162 96H164ZM176 95V94H175ZM180 95V94H179ZM182 95V94H181ZM202 95V94H201ZM206 95V94H205ZM205 95H203V97L205 96ZM216 95V94H215ZM225 95V94H224ZM45 96V95H44ZM99 96V95H98ZM102 96V95H101ZM172 96V95H171ZM174 96V95H173ZM177 96V95H176ZM175 96V97H176ZM190 96V95H189ZM199 97H200V95H198ZM222 96V95H221ZM89 97H91V94H90V96ZM94 97V96H93ZM107 98H108V96H106ZM110 97V96H109ZM169 97V96H168ZM178 97V96H177ZM192 97V96H191ZM190 97V98H191ZM202 97V98H203ZM208 97V96H207ZM210 97H212V96H210ZM86 98V97H85ZM85 98H83V99H85ZM92 98V97H91ZM105 98V97H104ZM115 98V97H114ZM161 98V97H160ZM182 98H183V95H182ZM189 98V99H190ZM227 98L229 99V102H230V98L227 96ZM231 98H232V96H231ZM111 99V98H110ZM120 99H121V97H120ZM164 99V98H163ZM169 99H171V98H169ZM184 99H185V97H184ZM183 99V100H184ZM188 99V100H189ZM209 99V98H208ZM215 99V98H214ZM223 99H224V97H223ZM235 97H233L232 98V101H234V102H236L235 100ZM237 99V98H236ZM45 100V99H44ZM49 100V99H48ZM55 100H56V97H55ZM82 100V99H81ZM89 100V99H88ZM95 100V99H94ZM107 100V99H106ZM123 100V101H124ZM180 100V99H179ZM178 100V101H179ZM186 100V99H185ZM191 100H192V98H191ZM195 100V99H194ZM207 100V99H206ZM219 100H220V98H219ZM225 100H226V98H225ZM57 101L58 102H61V101H63V100H61V101H59V99H57ZM67 101V100H66ZM66 101H63L65 104L66 103H68V101L66 102ZM92 101V100H91ZM111 101V100H110ZM109 101V102H110ZM119 101V100H118ZM121 101V100H120ZM175 101V100H174ZM173 101V102H174ZM193 101V100H192ZM199 100H197V102H198ZM94 102V101H93ZM125 102V101H124ZM124 102L123 103H121L122 105L121 106H123L124 105ZM188 102V101H187ZM194 102H196V101H194ZM202 102H203V100H202ZM205 102H207V101H205ZM210 102V101H209ZM233 102V103H234ZM70 103V102H69ZM69 103H68V105H69ZM72 103V102H71ZM90 103V102H89ZM114 103H115V101H114ZM126 103V102H125ZM128 103V102H127ZM159 104V106L160 107H158L157 108V113H156V110H155V104ZM175 103H177V102H175ZM178 103H180V102H178ZM184 102H182V103H180L179 105H178V107H180V106H183L185 103H186V101H185V103L183 104ZM208 103V102H207ZM232 103V102H231ZM230 103V104H231ZM73 104H75V103H72V104H70V106L72 105L73 106ZM113 104V103H112ZM116 104V103H115ZM183 104V105H182ZM189 104V103H188ZM187 104V109L188 110H190L189 109V105ZM196 104H198V103H196ZM195 104V105H196ZM216 105H217V103H215ZM229 104V105H230ZM237 104H238V102H237ZM63 105V104H62ZM79 106H80V104H78ZM77 105V106H78ZM86 105V104H85ZM92 105H95V103L94 104H92ZM202 105V103H200V105L199 106H201ZM207 105V104H206ZM209 105V104H208ZM222 105V104H221ZM114 106H116V105H114ZM157 106V105H156ZM185 106V105H184ZM215 106V105H214ZM63 107V106H62ZM65 107V106H64ZM74 107H76V105H74ZM88 107V106H87ZM91 107V106H90ZM95 107V106H94ZM97 107H99V106H97ZM124 107H126V106H124ZM195 107V106H194ZM197 107H198V105H197ZM202 107V106H201ZM207 107V106H206ZM206 107H205V110L204 111H202V112H206ZM77 108V107H76ZM102 108H104L105 109V107H102ZM119 108V107H118ZM123 108V107H122ZM214 108V107H213ZM216 108V107H215ZM214 108V109H215ZM56 109V108H55ZM72 109H73V107H72ZM85 109V108H84ZM179 109V108H178ZM181 109V108H180ZM186 108H183L182 110H183V112L185 111V110H187ZM194 109V108H193ZM203 109V108H202ZM57 110V109H56ZM76 110V109H75ZM122 111H123V109H121ZM187 110V111H188ZM196 110V109H195ZM200 110V109H199ZM207 110H208V108H207ZM174 111V110H173ZM177 112H179L178 110H176ZM175 111V112H176ZM59 112V111H58ZM92 112H93V110H92ZM57 113V112H56ZM55 112H54V115H56L57 116V114H56ZM69 113V112H68ZM124 113V112H123ZM60 114V113H59ZM65 114V113H64ZM88 114V113H87ZM92 114V113H91ZM94 114V113H93ZM96 114V113H95ZM101 114H102V111H101ZM108 114V113H107ZM119 114H120V112H119ZM125 114V113H124ZM175 114V113H174ZM61 115V114H60ZM81 115H83V114H81ZM81 115H78V114H76L75 116L74 115H72V116H68V118H64L65 119V122L63 123V122H61L60 121V118L62 119V117H60V118H57L58 119V121L59 122H57L55 119L54 120H52V122H53V126H55V127H53L54 129H55V131H57L58 133H59V135H61L62 136V138L63 137H65L68 141L67 142H69V146H71V144H73L74 142H79V143H81V144H83L84 146H86V147H88L89 149H90V147L92 146V145H96L97 146V148L94 150V152H92V158H96L98 155V152L101 150V151H103V149L104 150H109V152H108V157L110 156L112 159H114V161L115 162H117V165H115L116 166V178L118 179V180H116V181H118V182H116L115 183V186L117 187L116 188V193H118V195L120 194V196H118V195H116V194H114V195H112V196H116V198L117 199H126V198H128V196H129V194L131 193V191H133V192H135L134 191V189L136 190L138 187H139V184H140V182L141 181H144V180H148L147 178H149L148 177V174H150V178H152L153 179V175L152 174H155V172L153 173V168H154V166L152 165V163H151V165L150 164H146V163H148L149 162V159H146L145 157H147V156H145V154H144V158H143V156H140V152H138L135 148H139V149H141V147L142 146H140L139 144H137V143H135V142H133L134 140H131V141H129L127 138V142H130L131 143V146H132V148H131V146H130V149H129V147H128V150H127V154L125 155L124 153H123V151L125 150L124 148H123V146H122V148H119V146H114V144H112V142H114L115 143V141H118V140H120V138L118 139V137L117 138H115V130H112L111 131V129H110V131L111 132H108V131H101V130H96V128H95V130H93V125L92 124H101L102 122L100 121V119H102V118H98V119H92V120H90V117L87 115V117L86 116H81ZM103 115V114H102ZM111 115V114H110ZM109 114H108V116H110ZM155 115H158V117H156ZM183 115L184 116H186V122H187V124H188V126L190 127V128H192L191 126H195V124L193 123V117L192 116H189L188 114H186V112H185V114L183 113ZM183 115H182V117H183ZM189 117H188V116ZM242 115V114H241ZM242 115V116H243ZM62 116V115H61ZM104 116V115H103ZM177 116H181V115H177ZM113 117V116H112ZM124 117H127V116H124ZM181 117V118H182ZM54 118V117H53ZM171 118V119H170ZM47 115L45 116L44 114L41 116V125H45L46 123H47ZM110 119V118H109ZM116 119H117V117H116ZM126 119V118H125ZM182 119H184V118H182ZM175 120H177V119H175ZM184 120V121H185ZM200 120V121H201ZM105 122H106V120H104ZM118 121H119V119H118ZM127 121V120H126ZM182 121V120H181ZM194 121H195V119H194ZM198 121V120H197ZM199 121V122H200ZM108 122V121H107ZM110 122V121H109ZM130 122V121H129ZM130 122V123H131ZM173 122V121H172ZM198 122V123H199ZM83 123V124H82ZM84 123L87 125L85 128H82V125H84ZM153 123H152V126H153ZM168 123V122H167ZM180 123V122H179ZM197 123V124H198ZM82 124V125H81ZM103 124V123H102ZM121 124V123H120ZM132 124V125H133ZM141 124H142V122H141ZM190 124V125H189ZM124 125V124H123ZM138 125V124H137ZM183 125V124H182ZM201 125H203V126H201ZM106 126V125H105ZM108 126V125H107ZM118 126V125H117ZM116 126V127H117ZM186 126V125H185ZM110 127V126H109ZM115 127V128H116ZM131 127V126H130ZM134 127H137V126H134ZM140 127V126H139ZM179 127V126H178ZM187 127V126H186ZM203 127H205V129L203 128ZM208 127H210V128H208ZM242 127V126H241ZM97 128H99V127H97ZM101 128V127H100ZM103 128V127H102ZM106 128V127H105ZM111 128V127H110ZM124 128V127H123ZM132 128V127H131ZM138 128V127H137ZM149 128V127H148ZM153 128V127H152ZM182 128H183V126H182ZM188 128V127H187ZM186 128V129H187ZM107 129V128H106ZM140 129V128H139ZM142 129H143V127H142ZM243 129V128H242ZM130 130V129H129ZM128 130V131H129ZM238 130V129H237ZM130 131H132V130H130ZM177 131H178V128H177ZM179 131H181V129L179 130ZM183 131V130H182ZM245 131V132H246ZM136 133H137V135H138V133H139V135H140V132L141 131H135ZM184 132H186V130L184 131ZM190 132V131H189ZM244 132V133H245ZM125 133V132H124ZM123 133V134H124ZM134 133V132H133ZM136 133H134V134H136ZM181 133H183V132H181ZM213 133V132H212ZM54 134V133H53ZM56 134V133H55ZM123 134H122V136H123ZM241 134H243V133H241ZM127 135V134H126ZM178 134H176V136H177ZM183 135V134H182ZM182 135H178L179 136V138L180 137H184V136H182ZM188 135H189V133H188ZM237 135H239V136H237ZM56 136H57V134H56ZM151 136V135H150ZM244 136V135H243ZM247 136V137H248ZM47 137V136H46ZM132 137V136H131ZM131 137H130V139H131ZM135 137V136H134ZM133 137V138H134ZM242 137V136H241ZM241 137H240V140H241ZM245 137V136H244ZM58 138H60V136L58 137ZM125 138V137H124ZM147 137H145V139H146ZM158 138V137H157ZM185 138H187V134H185ZM61 139V138H60ZM66 139H62L63 141H66ZM123 139V138H122ZM136 139V138H135ZM175 139H177V138H175ZM184 139V138H183ZM188 139V138H187ZM47 140H49V139H47ZM57 140V139H56ZM62 140H61V142H62ZM147 140H148V138H147ZM150 140V139H149ZM155 140V139H154ZM154 140H150V141H154ZM199 140V141H200ZM204 140V142H205V140L206 141H210V140H208V139H203ZM244 140V139H243ZM60 141V140H59ZM105 141H107V143H106V145H105ZM121 141V140H120ZM124 141V140H123ZM157 141V140H156ZM185 141H187L186 139H185ZM198 141V142H199ZM214 141H215V143L217 142V141H220L221 142V145L217 142L216 144H214L213 145V143H214ZM67 142H65V143H63L62 145H66L67 146ZM171 142V141H170ZM184 141H182V143H183ZM252 142V143H253ZM56 143V142H55ZM60 143V142H59ZM118 143V142H117ZM121 143H123V142H121ZM153 143H155V142H153ZM157 144H160V142L158 143V141L156 142ZM167 143V142H166ZM201 143V142H200ZM209 143V142H208ZM249 143V142H248ZM190 144V145H191ZM199 144V143H198ZM76 145H77V143H76ZM75 145V146H76ZM113 145V146H112ZM167 145V144H166ZM170 145V144H169ZM186 145V144H185ZM193 145V146H194ZM220 145V146H219ZM250 145H252V144H250ZM249 145V146H250ZM69 146H68V148H69ZM75 146H73L74 148H75ZM79 146H80V144H79ZM158 146V145H157ZM160 146H164V145H160ZM210 146V145H209ZM76 147H78V145L76 146ZM103 147V149H101ZM178 147V146H177ZM196 147V146H195ZM198 147V146H197ZM236 147V146H235ZM253 147V146H252ZM252 147H251V149H252ZM60 148V147H59ZM59 148H57V149H59ZM62 148V147H61ZM60 148V149H61ZM64 148V147H63ZM67 148V147H66ZM67 148V149H68ZM73 148V149H74ZM81 148V147H80ZM83 148V147H82ZM85 148V147H84ZM125 148H127V147H125ZM164 148V147H163ZM166 148V147H165ZM164 148V149H165ZM171 149H172V147H170ZM189 148H191V147H189ZM238 148V147H237ZM56 149V148H55ZM67 149H63V150H67ZM93 149V148H92ZM138 149V150H139ZM144 149V148H143ZM167 150L169 149V147L168 148H166ZM178 149H179V147H178ZM180 149H181V153H183V150H182V147H180ZM186 149V148H185ZM187 149H188V147H187ZM186 149V150H187ZM44 150V149H43ZM82 150H84V149H82ZM144 150H146V149H144ZM250 150V149H249ZM253 150V149H252ZM56 151V150H55ZM61 151V150H60ZM70 151V150H69ZM72 151V150H71ZM74 151H75V149H74ZM78 151V150H77ZM87 151H89V150H87ZM92 151V150H91ZM100 151V152H101ZM137 151V152H136ZM140 151V150H139ZM141 151H142V149H141ZM170 153H171V151H170V149L168 150ZM191 151V150H190ZM192 151H195V149H193ZM62 152V151H61ZM60 152V153H61ZM82 152V151H81ZM142 152H145V151H142ZM172 152H177L176 150H174L173 149V151ZM196 153H197V151H195ZM247 152H248V150H247ZM250 152H251V150H250ZM58 154H59V152H57ZM79 153V152H78ZM84 153H85V150H84ZM91 153V152H90ZM106 153H107V151H106ZM149 153L150 152H148L147 154L149 155ZM168 153V152H167ZM181 153H179V154H181ZM252 153H254V152H252ZM255 153H257V152H255ZM55 154V153H54ZM69 154V153H68ZM68 154H66L67 155V157H65V159H62V158H60V160H58V159H56V157L55 158H51V156L50 155H52V154H50L49 156H50V158H43V157H41L40 156V158L38 157V159L36 158V156H35V158H34V160H35V162L37 161V160H39V161H37L36 163H39L38 165H37V172L35 171V162H34V160H32L33 161V165L31 164V167L33 168H31L30 170H33V172L35 171L36 173H38V177H39V184H38V186H39V190H38V192H39V196H38V198H39V200H40V202H39V204H40V210H39V218H38V214L36 215V217L38 218V220H39V224H38V227H37V229H38V232H39V238H38V245H37V257H38V264H133L132 263V261L133 260H131V258L129 257V251H128V248H127V246H125V245H122V243H120L121 242V239L123 240V238H121L120 239V241H119V238L120 237H118V235H119V222H120V220L118 219V215H117V213H115V211H114V205H109L111 202H109V206L111 207V209H112V211H114V214H112L111 216H108L105 212H103V211H105V210H103V211H100L98 208V214H89V213H86V211L84 212H79V208L81 207V206H84V207H88L89 208V204H90V202L89 201H91V200H87L88 198H90L89 197V193L87 192V191H85V189H83L84 188V185H85V183L87 182V178L88 179H90L89 178V173L88 174H83L84 172H83V168H81L78 164H75L73 161H74V158L73 157H68L69 155ZM81 154V153H80ZM142 154V153H141ZM152 154V153H151ZM177 154H178V152H177ZM191 154V153H190ZM238 154H240V155H238ZM247 154V153H246ZM250 154V153H249ZM60 155V154H59ZM65 155V156H66ZM143 155V154H142ZM153 155V154H152ZM168 155V154H167ZM171 155H172V153H171ZM181 155H183V154H181ZM185 155V154H184ZM188 156L187 157H184V156H182L181 158H180V166H181V168H179V169H181L182 171H183V169L184 168H186L185 167V162L183 161V157H184V159H188L189 158V154H187ZM194 155V154H193ZM245 155V154H244ZM251 156H252V154H250ZM250 155L248 156V157H250ZM256 155V154H255ZM88 156V155H87ZM174 156V155H173ZM197 156V155H196ZM76 157H78V154H77V156ZM107 157V158H108ZM153 157H155V156H153ZM32 159H33V157H31ZM58 158V157H57ZM80 158V157H79ZM92 158L91 159H89V162H91V160H92ZM101 158V157H100ZM106 158V157H105ZM106 158V159H107ZM110 158V159H111ZM168 158V157H167ZM178 158H179V156H178ZM190 158H193L194 159V157L192 156H190ZM189 158V159H190ZM197 158V157H196ZM195 158V159H196ZM245 158V157H244ZM244 158H243V161H241V162H243V163H245V161H244ZM252 158V159H253ZM37 159V160H36ZM78 159V158H77ZM154 159V158H153ZM153 159H150V160H153ZM193 159H191V160H193ZM237 159H239V158H237ZM241 159V158H240ZM246 159V161H247V158H245ZM250 159V158H249ZM248 159V160H249ZM80 160V159H79ZM79 160H77V161H79ZM95 160V159H94ZM99 160V159H98ZM104 160V159H103ZM155 161H156V157H155V159H154ZM169 160V159H168ZM191 160H189V161H191ZM253 160V161H254ZM30 161H31V159H30ZM32 161H31V163H32ZM76 161V162H77ZM102 161V160H101ZM106 161V160H105ZM110 161V160H109ZM108 160H107V162L106 163H108L109 162ZM114 161H112V162H114ZM161 161V160H160ZM174 161V160H173ZM183 161V162H182ZM186 161V160H185ZM197 161V160H196ZM191 161V162H195V165H196V163H198V167L200 166V165H202V164H204L203 162L201 163L200 161ZM79 162H81V160L79 161ZM89 162H88V164H89ZM112 162L110 163V164H112ZM182 162V163H181ZM188 162V161H187ZM29 163V162H28ZM78 163V162H77ZM92 163H93V161H92ZM91 163V164H92ZM95 163H98L97 161L95 162ZM95 163H93V165L95 164ZM165 163V162H164ZM207 163V162H206ZM248 163V162H247ZM250 163H252V160H251V162ZM254 163H256V162H254ZM253 163V164H254ZM87 164V163H86ZM99 164V163H98ZM101 164V163H100ZM109 164V163H108ZM189 164V163H188ZM83 165V164H82ZM90 165V164H89ZM92 165V166H93ZM107 165V164H106ZM112 165H114V163L112 164ZM111 165V166H112ZM135 165H137V166H139V169H138V171H134V167H135ZM245 166H247L246 165V163L244 164ZM243 164H242V166H244ZM28 166V165H27ZM30 166V165H29ZM88 166V165H87ZM109 166V165H108ZM107 166V168H109ZM202 166H204V165H202ZM215 166V167H214ZM248 166H249V164H248ZM195 167V166H194ZM225 167V168H226ZM112 168V167H111ZM114 168V167H113ZM190 168V167H189ZM191 168H193V167H191ZM199 168H201V167H199ZM245 168V167H244ZM26 169V168H25ZM25 169H23V170H25ZM89 169V168H88ZM202 169H204V168H202ZM233 169H232V171H233ZM246 169V168H245ZM247 169H249V168H247ZM17 170L18 169H16V177H17ZM19 170H21L22 171V169L20 168ZM112 170V169H111ZM193 170V169H192ZM205 170V169H204ZM221 170V169H220ZM227 173H229V172H231V171H229L228 169H224ZM13 171V172H14ZM21 171H19V172H21ZM85 171V170H84ZM87 171V170H86ZM163 171V170H162ZM165 171V170H164ZM175 171V170H174ZM177 171H178V169H177ZM194 171H196V170H194ZM203 171V170H202ZM243 171V170H242ZM13 172H9L10 173V175L7 173V175H1V177H2V179L3 178H7L8 177V175H9V178H10V176H11V173H13ZM34 172V173H35ZM87 172H90V171H87ZM108 172V171H107ZM106 172V174L108 175V173ZM193 172V171H192ZM221 172H223L222 170H221ZM220 172V173H221ZM246 172V171H245ZM26 173V172H25ZM131 173H133L134 175H135V177L136 178H133L132 180V182H130V183H132V189L130 190H128L127 189V187H126V185L124 184V182H126L127 181V179H129L128 177H129V175H131ZM169 173V172H168ZM167 173V174H168ZM199 173V172H198ZM197 173V174H198ZM29 174V173H28ZM112 174V173H111ZM163 174V173H162ZM176 174H178L179 175V172H175V175ZM190 174V173H189ZM194 174V173H193ZM196 174V173H195ZM202 174V173H201ZM200 174V175H201ZM213 174V175H212ZM216 174V173H215ZM241 174H242V172H241ZM13 175H15L14 173L12 174V177H15V176H13ZM22 175V174H21ZM27 175V174H26ZM29 175H31V174H29ZM34 175V174H33ZM91 175V174H90ZM174 175V176H175ZM180 175H181V172H180ZM184 176L183 177H187V176H185V174H183ZM204 175V174H203ZM207 175V176H208ZM5 176V177H4ZM7 176V177H6ZM25 176V175H24ZM28 176V175H27ZM37 176V175H36ZM93 176V175H92ZM115 176V175H114ZM164 176H166L165 174H164ZM171 176V175H170ZM173 176V175H172ZM191 177H188L190 180V182H191V180L193 179L194 181H196V182H199L200 180H201V178H200V180L199 179H197L196 177V175H190ZM222 176V175H221ZM220 176V177H221ZM236 176H237V174H236ZM23 177V176H22ZM21 177V178H22ZM30 178H32L31 176H29ZM102 177V176H101ZM112 177V176H111ZM158 177H159V175H158ZM182 177V176H181ZM206 177V176H205ZM210 177V178H211ZM217 177V176H216ZM218 177H219V175H218ZM241 177V176H240ZM18 178V177H17ZM26 178H28V177H26ZM104 179H106L105 177H103ZM109 178V177H108ZM131 178V177H130ZM175 178V177H174ZM174 178L173 177H168V179H167V181L165 182V183H162V182H160V180H161V178H159V179H157L159 182H157V184H155L156 185V188L159 190L160 188H162L163 190H166L167 192H168V190L167 189H169L170 190V188H172V189H175V188H173V187H177L175 190H177V191H180L181 189H180V186H179V184H176V181L174 180ZM188 178H186V180L188 179ZM203 178V177H202ZM223 179H224V177H222ZM114 179V178H113ZM181 179V178H180ZM213 179V178H212ZM10 180V179H9ZM14 180H16V178L14 179ZM21 180V179H20ZM32 180V179H31ZM94 180V179H93ZM107 180V179H106ZM206 180H210V179H208L207 177L206 178H204V179H202V181H206ZM218 180H221L220 178H218ZM225 180V179H224ZM223 180V181H224ZM17 181H18V179H17ZM26 181V180H25ZM131 181V180H130ZM139 181V182H138ZM175 181V184H173V182ZM180 182H185V181H182V179L181 180H179ZM213 181V180H212ZM88 182H89V180H88ZM101 182V181H100ZM103 182H105V181H103ZM179 182V183H180ZM189 182V183H190ZM211 182V181H210ZM15 183V182H14ZM95 183V182H94ZM102 183V182H101ZM146 183V182H145ZM145 183H143V184H145ZM150 183V182H149ZM177 183H178V180H177ZM97 184V183H96ZM98 184H100V183H98ZM104 184V183H103ZM109 184V183H108ZM163 184V185H162ZM191 184V183H190ZM193 184V183H192ZM207 184V183H206ZM223 184V183H222ZM221 184V185H222ZM104 185H106V184H104ZM185 185V184H184ZM183 185V186H184ZM197 185V184H196ZM196 185H195V187H196ZM201 185V184H200ZM214 185V184H213ZM14 186V185H13ZM17 186V185H16ZM90 186V185H89ZM92 187H93V185H91ZM94 186H95V184H94ZM194 186V185H193ZM198 186V185H197ZM218 186V185H217ZM224 186V185H223ZM95 187H97V186H95ZM106 187V186H105ZM108 187H110V186H108ZM144 187V186H143ZM185 187V186H184ZM195 187H194V189H195ZM199 187V186H198ZM203 187V186H202ZM202 187L201 188H199V189H202ZM7 188H9V187H7ZM100 188V187H99ZM129 188V187H128ZM189 188H192V187H189ZM221 188V187H220ZM105 189V188H104ZM121 189H122V191H121ZM142 189V188H141ZM140 189V190H141ZM145 189V188H144ZM143 189V190H144ZM199 189L197 188V192L199 191ZM216 189V188H215ZM225 189V188H224ZM223 189V190H224ZM98 190V189H97ZM110 190V189H109ZM128 190V191H127ZM146 190V189H145ZM154 190H156L155 188H154ZM184 190V189H183ZM183 190H181V191H183ZM205 190V189H204ZM210 190V189H209ZM232 189H230V191H231ZM95 191H96V189H95ZM94 191V192H95ZM108 191V190H107ZM111 191V190H110ZM142 191V190H141ZM192 191V190H191ZM97 192V191H96ZM102 192V191H101ZM137 192V191H136ZM155 192V191H154ZM153 192V193H154ZM164 192V191H163ZM170 192V191H169ZM173 192V191H172ZM183 192H185L186 194H188V192H186V191H183ZM201 192V191H200ZM217 192V191H216ZM221 192V191H220ZM223 192V191H222ZM222 192L220 193V194H222ZM234 192V191H233ZM107 193V192H106ZM108 193H109V191H108ZM143 193V192H142ZM145 193H146V191H145ZM158 193V192H157ZM171 193V192H170ZM190 193V192H189ZM210 193H212V192H210ZM224 193V192H223ZM231 193V192H230ZM236 192H234V194H235ZM113 194V193H112ZM132 194H134V193H132ZM131 194V195H132ZM169 194V193H168ZM168 194L166 195V196H168ZM174 194V193H173ZM173 194H172V196H173ZM191 194H193V193H191ZM199 194H204V191H203V193L201 192V193H199ZM198 194V195H199ZM93 195V194H92ZM101 195V194H100ZM104 195H105V193H104ZM135 195V194H134ZM156 195V194H155ZM165 195V194H164ZM164 195H162V197L164 196ZM178 195H181V194H178ZM197 194L195 193V196H196ZM197 195V196H198ZM207 195V194H206ZM223 195V194H222ZM94 196V195H93ZM97 196V195H96ZM95 196V197H96ZM140 196H143V195H140ZM150 196H152V195H150ZM149 196V197H150ZM154 196V195H153ZM158 197H157V200L159 199V195H157ZM176 196H177V194H176ZM193 197H195L194 195H192ZM205 196V195H204ZM217 196H220L219 194L217 195ZM100 197V196H99ZM138 197V196H137ZM144 197V196H143ZM175 196H173L172 198H174ZM178 197V196H177ZM200 197V196H199ZM212 197V196H211ZM221 197V196H220ZM234 197V196H233ZM235 197H236V195H235ZM115 198V199H116ZM131 198H133V197H131ZM138 198H140V197H138ZM148 198V197H147ZM146 198V199H147ZM161 198V197H160ZM165 198H171V196L170 197H165ZM164 198V199H165ZM171 198V199H172ZM179 198V197H178ZM177 198V200L176 201H174L175 199H173L172 201L174 202H172L171 203V200H170V204H173V206H172V208L174 207H176V205H175V202H178V200H180L182 197H180L179 199ZM187 198V197H186ZM201 198H202V196H201ZM200 198V199H201ZM216 198L217 197H215L214 196V200H216ZM219 198V197H218ZM222 198V197H221ZM230 198H231V195H230ZM104 198H102V200H103ZM105 199H107V198H105ZM104 199V200H105ZM116 199V200H117ZM142 199H144L145 200V198H142ZM163 198H161V200H162ZM183 199V198H182ZM190 199V198H189ZM192 199H194V198H192ZM191 199V201H195V199H196V197H195V199L194 200H192ZM203 199V198H202ZM208 199V198H207ZM233 199V198H232ZM37 200V199H36ZM36 200H35V202H36ZM38 200V201H39ZM109 200V199H108ZM112 200H113V198H112ZM136 200V199H135ZM151 200H153L154 201V199H151ZM184 200H187V199H184ZM213 200V201H214ZM224 200H225V198H224ZM93 201V200H92ZM97 201V200H96ZM121 201V200H120ZM124 201V200H123ZM128 201V200H127ZM132 201L134 202V200L132 199ZM146 201V200H145ZM167 201V200H166ZM190 201V200H189ZM217 203H219V206H221L220 204H221V202H223V201H219V199H217ZM226 201V200H225ZM229 201V200H228ZM233 201H235V200H233ZM34 202V203H35ZM94 202V201H93ZM92 202V203H93ZM107 202V203H108ZM137 202H138V200H137ZM147 202H149V199H148V201ZM155 202H157V201H155ZM160 202V201H159ZM200 201L198 200V203H199ZM204 201H202V203H203ZM208 202V201H207ZM214 202H216V201H214ZM100 203V202H99ZM98 203V204H99ZM103 203V202H102ZM106 203V204H107ZM120 203V202H119ZM126 203V202H125ZM130 203V202H129ZM132 203V202H131ZM130 203V204H131ZM138 203H140V201L138 202ZM141 203H142V201H141ZM164 203H165V201H164ZM180 203V202H179ZM178 203V204H179ZM184 203H186V201L184 202ZM196 204V207H197V205H199V208H200V206H203L201 203H199V204ZM224 203V205L226 204V206L229 204V202H228V204H227V202L225 203V202H223ZM231 203V202H230ZM36 204V203H35ZM94 204V203H93ZM92 204V205H93ZM111 204H115V203H111ZM118 204V203H117ZM123 204V203H122ZM136 204V203H135ZM144 204H146V203H144ZM177 204V203H176ZM177 204V205H178ZM192 204V203H191ZM193 204H195V202L193 203ZM203 204H208V203H203ZM216 204V203H215ZM97 205V204H96ZM101 205H103V204H101ZM124 205H126V204H124ZM123 205V206H124ZM138 205V204H137ZM142 205H143V203H142ZM157 205H159V204H157ZM156 205V206H157ZM168 205V204H167ZM166 205V206H167ZM175 205V206H174ZM183 205V204H182ZM188 205H189V203H188ZM213 205V204H212ZM231 205V204H230ZM37 206V205H36ZM99 206V205H98ZM121 206V204L119 205V207ZM128 206H130V205H128ZM189 206H191V205H189ZM223 206V205H222ZM83 207V208H84ZM91 207V206H90ZM104 207H106V205L104 206ZM110 207H108V208H110ZM139 207V206H138ZM150 208H151V206H149ZM162 207H163V205H162ZM161 207V208H162ZM168 207V206H167ZM196 207L195 208H192V206H191V208H188L189 210H190V212H192V213H194V214H196L197 212H196ZM213 207V206H212ZM228 207H230V206H228ZM20 208V207H19ZM82 208V207H81ZM94 208V207H93ZM101 208V207H100ZM116 208H118V207H116ZM128 208V207H127ZM130 208V207H129ZM129 208L127 209V210H129ZM141 208V207H140ZM145 208V207H144ZM182 208V207H181ZM185 208H187V207H185ZM204 208V207H203ZM208 208H209V206H208ZM217 208V207H216ZM224 208V207H223ZM226 208V207H225ZM224 208V209H225ZM231 208V207H230ZM229 208V209H230ZM87 209V208H86ZM90 209V208H89ZM89 209L87 210V211H89ZM120 209V208H119ZM124 209V208H123ZM123 209H120V211L122 212V210ZM130 209H132V206H131V208ZM138 209V208H137ZM147 209V208H146ZM159 209V208H158ZM166 209V208H165ZM205 209V208H204ZM203 209V210H204ZM213 209V208H212ZM215 209V208H214ZM219 209V208H218ZM102 210V209H101ZM125 210V209H124ZM127 210H126V212H127ZM147 210H149V209H147ZM151 210H152V208H151ZM157 210V209H156ZM172 210V209H171ZM185 210V209H184ZM207 210V209H206ZM210 210V209H209ZM94 211H96V210H94ZM111 211V210H110ZM111 211V213H113ZM134 211H135V209H134ZM138 211V210H137ZM144 211V210H143ZM159 211H160V209H159ZM165 211V210H164ZM174 211V210H173ZM211 211H213V210H211ZM210 211V212H211ZM178 212V211H177ZM176 212V213H177ZM181 212V211H180ZM199 210H198V214H199ZM209 212V211H208ZM207 212V213H208ZM110 213V214H111ZM189 213V212H188ZM202 213V212H201ZM240 213V212H239ZM244 213V212H243ZM109 214V215H110ZM123 214V213H122ZM129 214V213H128ZM135 214H136V212H135ZM140 214V213H139ZM147 214V213H146ZM166 214V213H165ZM169 214V213H168ZM175 213H173V215H174ZM180 214V213H179ZM190 214V213H189ZM188 214V215H189ZM206 214V213H205ZM219 214V213H218ZM124 215H127V214H124ZM140 215H142V214H140ZM172 215V214H171ZM172 215V216H173ZM176 215H178V214H176ZM197 215V214H196ZM203 215V214H202ZM201 215V216H202ZM239 215V214H238ZM243 215V214H242ZM129 216V215H128ZM132 216V215H131ZM136 216V215H135ZM153 216V215H152ZM154 216H155V214H154ZM179 216V215H178ZM180 216H182L181 214H180ZM193 216V215H192ZM199 216V215H198ZM241 216V215H240ZM239 216V217H240ZM245 216V215H244ZM133 217V216H132ZM137 217V216H136ZM159 217V216H158ZM157 217V218H158ZM169 217H171L170 216V214H169ZM173 217H176L175 215L173 216ZM173 217H172V219H173ZM189 217L190 216H188V219H189ZM195 217V216H194ZM203 217V216H202ZM205 217V216H204ZM203 217V218H204ZM209 217V216H208ZM207 217V218H208ZM217 217V216H216ZM237 217V216H236ZM235 217V218H236ZM245 217H247V216H245ZM167 218V217H166ZM185 218V217H184ZM184 218H182V219H184ZM192 218V217H191ZM202 218V219H203ZM234 218V217H233ZM232 218V219H233ZM234 218V219H235ZM241 218H242V216H241ZM126 219V216H124V217H121V221L123 222V224H124V222H126V221H124ZM128 219V218H127ZM130 219V218H129ZM162 219H164V218H162ZM168 219V218H167ZM167 219H166V221H167ZM171 219V218H170ZM196 218H194L193 220H191L190 219V221L188 222L189 223V226H181V228L179 229V232L178 233H176V235H177V238L176 239H174V241L171 239V236L174 234V233H172V235L170 236L166 231H164V230H162L161 229V227H160V225H157V226H155V227H153V226H151L152 224H151V222H150V220L149 219H143L142 220V222H143V235H144V237H145V241H146V243H145V245L147 246V244L154 250V252H155V256H157L156 258H157V264H176V263H174L173 261H170V257L168 256V254H169V252L168 251H166V249L165 248H163V246L162 245H160V242H163V243H165V244H168V246H169V244H171V242L172 243H176V244H174V245H176V246H181L183 249H189L190 250V254H193V253H191V252H193V248H192V246L191 245H194L195 246V244H196V242H200L201 240H199L198 238L199 237H197L198 236V234H197V232L199 231L198 229H197V225H198V220H195ZM247 218H245V220H246ZM131 220V219H130ZM136 220H138V219H136ZM157 220V219H156ZM160 220H161V218H160ZM181 220V219H180ZM238 218H237V222H238ZM245 220H243V221H245ZM248 220V219H247ZM113 221V223H115V225H114V228L112 229V232L109 234V235H107L108 233H105V236H103L102 235V237L100 236V234H102V233H104L103 232V229L102 228H97L98 226H96L97 225V223H99V222H102V223H109L110 224V222H112ZM174 221H176V220H173V222ZM187 221V220H186ZM209 221V220H208ZM208 221L207 220H205V223H204V226L201 228V231L203 232V237L205 238V242L207 243V245L210 243V236H211V234H213V232H212V228H211V224H209L208 223ZM38 222V221H37ZM134 222V221H133ZM184 222H185V220H184ZM214 222V221H213ZM252 222H253V220H252ZM158 223V222H157ZM166 223V222H165ZM168 223H169V221H168ZM176 223V222H175ZM178 223V222H177ZM228 223V222H227ZM226 223V224H227ZM229 223H231L230 221H229ZM242 223V222H241ZM122 224V223H121ZM161 224V223H160ZM170 224V223H169ZM213 224V223H212ZM235 224V223H234ZM233 224V225H234ZM124 225H126V224H124ZM124 225H122V226H124ZM134 225H135V223H134ZM176 225V224H175ZM203 225V224H202ZM244 225H245V223H244ZM250 225V224H249ZM96 226V228H94ZM109 226V225H108ZM116 226V227H115ZM177 226V225H176ZM232 226V225H231ZM231 226H230V228H231ZM235 226V225H234ZM236 226H237V223H236ZM241 227L243 226V225H240ZM252 226V224L250 225V227ZM255 226V225H254ZM111 227V226H110ZM128 227V226H127ZM226 227V226H225ZM225 227L223 228V229H225ZM247 227V226H246ZM230 228H228V229H230ZM238 228H239V225H238ZM238 228H236L237 230H238ZM244 228V227H243ZM248 228V227H247ZM256 228V227H255ZM142 229V228H141ZM140 229V230H141ZM226 229H227V227H226ZM233 229V228H232ZM130 230H132V228L130 229ZM133 230H134V228H133ZM242 229H240V231H241ZM248 230H249V228H248ZM255 230V229H254ZM95 231H97V233H95ZM105 231H107V229L105 230ZM124 231V230H123ZM224 231V230H223ZM227 231V230H226ZM229 231V230H228ZM239 231V230H238ZM230 232H231V230H230ZM229 232V233H230ZM242 232V231H241ZM132 233V232H131ZM217 233V232H216ZM243 233V232H242ZM246 233V232H245ZM129 234V233H128ZM142 234H141V236H142ZM199 234H200V232H199ZM218 234V233H217ZM228 234V233H227ZM121 235V234H120ZM119 235V236H120ZM123 235H125V234H123ZM221 235H222V233H221ZM230 236H231V234H229ZM245 235V234H244ZM131 236H133V235H131ZM174 236H175V234H174ZM214 236H215V234H214ZM218 236V235H217ZM233 236H236V235H233ZM220 237V236H219ZM226 237V235L224 236V238ZM242 237V236H241ZM232 238V237H231ZM234 238V237H233ZM236 238V237H235ZM127 239V238H126ZM131 239H133V238H131ZM218 239V238H217ZM226 239H228V238H226ZM225 239V240H226ZM230 239V238H229ZM110 240V241H109ZM239 240H241V239H239ZM128 241V240H127ZM143 241V240H142ZM144 241V242H145ZM211 241H213V240H211ZM122 242H124V241H122ZM129 242V241H128ZM227 242H228V240H227ZM240 242V241H239ZM125 243V242H124ZM204 243V242H203ZM236 243H238V242H236ZM133 244V243H132ZM134 245V244H133ZM139 245H140V243H139ZM198 245V244H197ZM237 245H239V244H237ZM141 246V245H140ZM145 246V247H146ZM209 246H211V243H210V245ZM131 247V246H130ZM142 247V246H141ZM165 247H166V245H165ZM173 247V246H172ZM234 247V246H233ZM232 247V249H234ZM242 247V246H241ZM136 248H138V246L136 247ZM143 248V247H142ZM149 248V247H148ZM147 247H146V249H148ZM151 248H149L150 250H152ZM175 248V247H174ZM202 248V247H201ZM224 248H226V247H224ZM223 248V249H224ZM131 249V248H130ZM223 249L221 250L222 252H223ZM134 250V249H133ZM133 250H132V252H133ZM175 250H176V248H175ZM182 250V249H181ZM206 250V249H205ZM225 250V249H224ZM228 250H230V249H228ZM179 251V250H178ZM187 251V250H186ZM135 252V251H134ZM141 252V251H140ZM143 252L144 251H142V253H141V255L143 254ZM149 252V251H148ZM153 252V251H152ZM171 252V251H170ZM206 253H207V250L205 251ZM204 252V253H205ZM221 252V253H222ZM225 252H227L226 250H225ZM139 253V252H138ZM151 253V252H150ZM150 253H148V254H150ZM168 253V254H167ZM180 253V252H179ZM182 253V252H181ZM184 253H185V251L183 252V254H181V255H183L184 256ZM194 253H196V252H194ZM220 253V252H219ZM224 253V252H223ZM227 253H230V252H227ZM134 254V253H133ZM136 254V253H135ZM175 254V253H174ZM186 255H187V253H185ZM197 254H199V253H197ZM197 254H195L194 256H196L197 257ZM131 255V254H130ZM171 255H173L172 253H171ZM180 255V254H179ZM180 255V256H181ZM189 255V254H188ZM211 255V254H210ZM208 256V257H206V255H205V257H204V259L202 260V261H196L195 262V264L197 263V264H208L209 262H211V259H210V257H212V256ZM221 255V254H220ZM226 255H228V254H226ZM134 256V255H133ZM132 256V257H133ZM148 256V255H147ZM150 256H152V254L150 255ZM201 256H204L203 254L201 255ZM223 256H224V254H223ZM154 257V256H153ZM178 257V256H177ZM199 257V256H198ZM151 258V257H150ZM155 258V257H154ZM155 258V259H156ZM172 258H174V256L173 257H171V259ZM178 258H180V257H178ZM200 258H202V257H200ZM221 258V257H220ZM138 259V258H137ZM144 259H145V257H144ZM152 259V258H151ZM175 259V258H174ZM190 259V258H189ZM191 259H192V257H191ZM194 259H195V257H194ZM149 260V259H148ZM217 260V259H216ZM136 261V260H135ZM145 261H147V260H144V264H145ZM154 261V260H153ZM191 261V260H190ZM142 262V261H141ZM149 262V261H148ZM147 262V263H148ZM151 262V261H150ZM193 262V261H192ZM221 262V261H220ZM136 263V262H135ZM138 264V263H137ZM151 264V263H150ZM182 264V263H181ZM193 264H194V262H193ZM216 264V263H215ZM221 264V263H220ZM226 264H264V219H263V221L259 224V228L257 229V233H256V236H252V237H250V238H248V240H247V242H246V244H245V246H243L242 248H239L238 250H237V252L235 253V255H234V257L233 258H231V259H227V261H226Z\"/></svg>","mask_w":264,"mask_h":264}]
</instances>
